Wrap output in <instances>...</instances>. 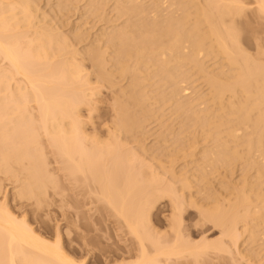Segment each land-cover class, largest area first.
<instances>
[{
  "label": "bare ground",
  "instance_id": "1",
  "mask_svg": "<svg viewBox=\"0 0 264 264\" xmlns=\"http://www.w3.org/2000/svg\"><path fill=\"white\" fill-rule=\"evenodd\" d=\"M24 1L25 0H22V2H21V0H20V2H19V0H17V1H15V0L14 1L13 0H0V172L1 173L6 172L5 175H9L10 173H7V172H9V171L11 172L13 170V173H14L15 171L18 170V168L16 166H19L20 170L18 172L20 173V171H21V173L24 172V174H25L23 176L22 175L23 173L22 174L20 173V175L23 177V179L26 176L24 181L21 180L22 177L19 178L20 181H22L21 183L25 182V185L24 184H22V185H24L25 188H26L25 189L24 186L23 187L21 186V189L22 188L23 189L19 190V192L20 191L21 192L20 193L18 192V194H16L19 197V198L16 197L17 199H19V201H18L19 207L15 208V207H11L10 206L11 207L10 208V207L7 206V204H5V203L1 204L0 203V264H89L91 262V259L96 256V255L93 254V251H92L94 249L88 247L89 241L87 240V241L83 242V239L85 237L84 238L82 237L83 238L82 239L83 243L80 242V245H81L80 247L79 246L77 247L75 244L73 245L74 247H72V246L70 247V245L67 246V244L65 243V240L62 239V235H61V231L60 230H58L56 232V238L52 239V235L53 234L50 233L47 230L48 228L47 229L46 228L41 229V228L38 227V229H36L35 227H32L31 224H29V222L27 220L28 218H26L27 214H23L22 217H20L21 215L19 214L20 215L19 216L16 213V212H19V211L21 212L22 209H24V211L27 210L28 207L25 209L26 206L21 201V200H23L25 195L27 196L28 193H30V194L33 193V195H31V196L35 195V196H37L38 199H40V197H38V196L42 195V193L44 194V192L47 189L45 186H48V183L44 182L46 180V178H44V177H47L45 175L47 171L44 172L45 171L44 169H45L46 166L43 167V163H41L42 162L41 161V159H42V157H41L42 153L41 152H43L42 150H44V149H42V147L45 146V149H46L47 148L46 147L47 143L53 149L52 150L51 147H50V149H51L50 151H53L55 153V154L54 153L53 154L57 155L55 158H58V160L62 164H60L59 161H58V163L61 166L63 165L62 167L64 168V171L67 172V174L72 178V181L74 183L78 182L81 179H83L84 183L88 182L87 180L88 179L90 180V177L95 182L98 183L99 186L96 185V189L98 190L97 187H99V190L97 191L94 188L96 190V191H94L95 195L96 196H97V194L99 195L98 196V200L102 199L101 200L102 202L104 200V204L105 205H106V202H107L108 205H106V206H109V209L112 208L114 210V211L110 210V212H112L113 214L116 213L119 216V218L121 216L120 219L121 220L124 219L126 224L124 222L123 223L126 225V227H128V230L133 234V236L135 235V240L137 238L136 242H138V244H139V246H138L139 249L137 250V248H136V251H139L138 252L139 255L138 254L136 255V253H135V256L137 258H135L133 260L130 259L129 261H127L128 258L125 257L126 260L124 258V262L121 261V262H119V264H182L183 263L182 260H184V258H185L184 261H185V264H186V263H189V261H186V259H188L189 256H193L194 257V258H189L190 262L193 259H197L198 260L197 263L194 262V264L195 263L198 264L200 256L202 257V255L203 256H204V254L206 255V253H208L209 250H210L209 251L210 253H212V251H213V254L215 255L214 258H217V257L219 258V256L222 253H224V252L225 253H224L223 257L225 258L227 256L225 254L228 253V255L229 254L233 255L234 251L237 252L236 249H240L241 250L240 246L242 244L239 245V246L237 244L240 241L242 243V240H240V238H242V236H244L246 229L248 231L250 229V231H251V230L255 229V226H257V229H259L260 228L259 226L264 224V196H263L264 195V192H263L264 191V184L262 183V182H264V166L262 167L263 164L260 163V165L262 164L260 166L259 162H256L257 163L256 164L255 161L254 162L252 161L254 164L251 163V166L252 165H255V166L259 165L260 168H261V169L258 168L259 166L256 167V168H258L260 170L257 169L258 172L256 170V172H257L256 174L258 175V178L255 175L257 179H255V178L254 179H255V182H258L256 184H259V186H260V183H261V184H263V187L260 188L262 185L259 187L257 185L255 186V184L253 185V183L251 185L252 189H253L254 186L257 188V190H255L256 188L254 189L255 193L253 191V195L255 194V196H257L258 198L255 197V196L252 197V195H251L252 194L251 193L252 190H250V192H249V189H251V188H249V186H248L249 189H247V188L242 189L241 188V187H243V185H244V187H246L247 185L251 184L252 181H250V179L247 176V178L249 179L250 182H249V184L247 183V185L245 186V182L246 181L244 180V178L248 174H244L245 177L242 179V180H244V183L240 182V183H243V185L242 184H239V185L237 184V186H236V187L241 186L240 187L241 189L238 188L239 189V191H238V189L236 188L237 190L234 191V192H237V191L239 192L238 193L239 195H237V193H234L235 196H236L235 199H236L237 202L235 201L236 203H234V202L231 201L233 204H231L229 206H228V204L225 203L227 205L226 207H230L231 206L229 209L223 207V206H225L224 204H223V206L221 208V205L217 204V202H220V199H219V201L215 202L214 200H216L217 196L215 197L213 194L212 195L215 197V199H213V201L215 203L212 201L213 196H211V192H210L211 189L209 190L210 196L209 195L205 196L203 194L204 197H207V196L209 198L212 197V198H210L212 202L207 200V203L208 202L212 203V205L216 204V205L212 206L215 209L212 208L213 210H211V208L208 207L210 204H206L205 203L206 206L208 205L207 207L210 210L209 213L211 212L212 214L213 213L214 214L213 215H210V214L209 215L208 214L205 215L204 214V215L206 216V218L209 217V219L211 221L213 220L212 222L215 223L214 224L215 226L217 225L218 228L220 227L219 229H220L222 234H221V238H219V241H217V239L213 240L214 242L212 240H210V241L207 240L206 241V238H205L204 242L201 241L202 243L200 242V244L197 242L199 244V246L198 245L196 246V244H197L196 242L193 244L192 242H188L187 240H184L182 238V234L180 233L181 232L180 231V227H181V221H182V219L180 220V217H182V216L181 215L178 216L177 214H175V212H176L175 210H176V208H178L179 205L175 206L174 205L175 203H173L175 201L174 198H177L176 200H179V199H181V196H183V195L182 194H178V192H176L179 188L176 186L178 189L177 188H176L177 190L175 189V184L176 183H174L173 180H172V182H169V183H171L170 185H168L169 183L166 184V181H165V184H164L165 187L161 186V185H163L162 181H164L165 179L164 180L160 179L161 178L160 176H163V175H162V172L160 173L161 170H159L157 168V167H159L157 165L161 162V161H159V159L160 160H162V159L161 158L158 159L156 157L158 159L157 160L154 157L155 160H157V162H158V164L156 165V168H155L154 165L156 163L153 166L150 165L151 163H149L148 166H147V165H145L147 160L145 162V159H143V157H142V155L140 153H138L139 157H138L137 154H134V150L136 151L135 153H137V151H139V149H137V150L133 149L132 150V149L126 147L127 150L133 151V154H129L128 151L126 153L125 151H123L121 149L122 148L121 146H124L123 144H125L124 143L125 137L124 136L123 137H119V136L122 135V134L126 136V134L122 133V132H128L131 129L130 131H132V132H128V134L129 133H130V135H131V133L133 134L134 126L137 124L136 125L137 128L142 127V122L146 121L147 116H148V115L146 116V114H149V112L151 113L154 110L153 108H152L153 110L150 109L151 107L148 106L149 110H151V111L148 112L147 111L148 108H147V106H145L146 102L143 105V101L142 100H144L145 98L147 100V95H149V94L145 93L146 96L143 98V96L145 94H143V95H141V94L143 92H146V91L143 90L140 87L141 83L137 82V84L140 85V86H136V89H135L134 88L135 85H132L135 90L134 89L133 90L130 89V88H132V86H131L129 88V90H127V94H126L127 96L125 95L127 97V99H126V97H125L126 100L123 99V101L125 100L127 102L128 98H129V95L131 94L130 96H132V94L134 92L136 95L135 96L133 95L132 98L129 99L130 101L133 99L134 102L133 101H131V102L128 101L129 103H127V104H130V103L133 102L134 104H136V106H135L136 108H138L139 105H141V106L143 105L142 107H143L144 111L141 108V112H148V113H145V114L141 113L139 111L140 108L138 109L139 112L137 111L138 113H134L137 110L134 107V104H132V107L130 106L131 104L129 105L130 108H131L130 109L128 107V105L125 102H122L121 100H120V102L116 100L117 102L115 101L116 103L115 104L113 103L114 106H115V110H116V111H114L115 112L114 113L115 119H113V120H115V122H114V126L112 125L113 127H111V130L109 129L110 130L109 132L110 133L112 132V134L109 133L112 137L111 138L109 137L107 139L108 140L107 142H104L103 139H101L103 141H101L100 139L98 140V136H96V135H94L95 136L94 137L90 133L87 134V132L84 130V127L82 125L83 120H82V117H81V107L84 104H87V103L92 101V99H91L92 92L91 93L88 92L89 90L92 91V89H93V88H91V86H89L90 80H88L87 77L83 75L82 69L78 66V64H76L75 61H74L75 62L74 63V62H72L70 60L71 57H69V55L64 56L65 54L62 52L63 50L61 49L62 45L64 44V41L62 40L63 43L61 41V37L62 36L59 35L60 36V41L62 43L61 48H60V44H61L60 41H59V47H57L58 46V45H56L57 41L55 40V36L58 35V34L53 32V35L56 34L55 36H53L51 34L52 30H51V32H49V30H48L49 33L46 32L47 30L44 32L43 30L46 28V26L44 28V25L42 27V31L41 32L37 28H35V29L33 28L35 26L38 27L40 25L37 26V24H35V26H34L33 25L34 23L32 24V22L34 20V19H32V17H36L34 14L32 15L31 14L32 12L30 11V10H32L31 7L33 8L32 3H30L29 0L28 1L26 0L28 2L27 3L25 1L27 3L26 4V3H24ZM93 1L94 0H92L91 3ZM154 1H155V3H153V5L155 7H159L160 4L158 6H156V4L159 1H161V3H163V0H159L158 2L156 0H154ZM178 1L179 2H183L184 1V3H185V0H183V1L182 0L181 1L178 0ZM188 1L189 2L188 3L186 2V5L187 4L191 5L190 4V3H192L191 1L194 2V0H191V1L188 0ZM199 1H200V3H199ZM205 1H207L206 3H208V0H205ZM209 1L213 2V4H214V2H216V4H214V5H218V6H216L217 9H215L216 7L214 5L212 6V7H215L214 8L215 12L217 10V13H219L218 15L215 12H213L214 10H212L211 12H212V14L213 13H215V14L211 15V13H209V11H208V8H207L206 4H205L206 7H203V5H204L203 1H202L203 5H201L202 4L201 0H198L196 2V4L199 3L201 6H197L196 4L194 5V8H196V6L199 7L198 9L202 8V10L197 12L198 17L195 16V14H196L195 12H189L190 14L188 13V10L190 11L189 8H186L188 5L185 7V4H180L179 3V5H182V6L185 7L184 8V7L180 6V7H182V9L184 8L183 11L185 10V12H186V10H187V13L179 15V16H183L182 19L184 20V22H183V20L179 19L180 21H182L181 24L183 25V28L186 27L187 25H189V26L191 24L194 25L195 24V20L197 21L194 26L192 25V26H190V28H186V29H188L187 31H186V29H184L186 31L187 35H186V33H185V31L183 29H181L182 31L181 30H178V31L176 30V29H180L181 28L180 26H178V23H180V22H177V24H176L179 28L175 29L176 25H174V24L178 20V19H175V18H177V17L179 18L178 15H176V17H174L173 20H172V18H173L172 16H175L174 13L166 15V17L168 15L171 17V18L168 17L169 20L167 19L168 22L169 21L171 22V23L169 22L171 25L170 24L166 25V22H163L164 19L161 21L162 17L160 18L157 15L155 16L157 18V22L156 23H158L160 21L159 25L161 23V26H163L164 28H165V26H166V28L169 27L168 28L169 30L166 29V28H165L166 30H163L164 28L162 27L163 29H161V30H162V32L165 31L164 34L161 32V30H158L157 32H161L159 35H161L163 37H164V35H166L169 38V37H171V35L169 33H171V32L173 33L172 34V36L174 35L172 37L173 39L172 38L168 39L169 41L171 39L173 40L172 44H171V42L168 43L171 46H169V45L166 46V41H168L167 39H165L166 36L164 37V40H163V37L161 38V36H160V38L162 39V40H160L157 37V35H156L157 32H154L155 35L153 34V30L156 31L155 28H157L159 26V25L157 26L156 23L154 22V21H156V19L154 21H152V22L155 23V25L157 27L154 24H153V26L150 23L147 24V19L148 18L146 19V17H144L143 13H142L143 16L141 14H139V15H141V21L139 20V22H142V18H143V20L145 19L144 20L145 24L149 28L151 26L154 27V28H152V27H151V29H149L148 27L146 28V26L143 24L144 25L143 27H145L144 30L147 29L144 32V34L145 33H147V34L146 35L143 34L142 36H140V34L142 32L141 29H143L142 24H140L141 25L140 28H138L139 25L136 26L138 28V29L136 28L137 30H135L136 33H135V31H132L135 34H133V33L128 31V29H127L129 27V25H128V27L126 26L127 28H125V30L127 29L126 30L127 31L126 32V36L128 34V36L130 38H127V40L128 41L134 40L137 43L136 40H138L140 37L142 39V37L144 36L143 38H145L144 40H146V42L151 41V42H149L150 44L147 43V45L148 44L151 45L155 41L150 40L149 36L147 37V35L150 34V36H151L153 34L151 39L156 40L158 38L161 41V42L159 41L160 44H162L164 42L163 44L166 46V48L167 49L169 48V50L171 51L170 53L174 54V58H173V60H171L173 55L170 54L169 59H167V60H170V61H167L166 59H164L166 57L168 58V56H166L167 53H168V50L165 47H162L163 44L159 46V44H157L158 43V39H157L156 40L157 43H155L157 49L155 48L154 51L156 53H157V51H160L158 53L164 52L163 56H165V57L159 59L162 55L158 57L159 54L158 55L156 54L157 55L156 58H158L159 62H161V61L163 62L164 60L167 61V62H165V61L163 62L165 64V66L163 65V63L161 64V63L158 62L159 65H163L165 68L164 67L162 68V67L158 66V63H157V66L159 68L155 66L156 68H154V70L155 71L157 70L156 72L158 74L161 69H163V70L165 69V71H166V69H167V71H168V69H170V71H168L170 73H168L167 71H166V73L161 71L162 72L161 74H164V75L165 74H167V75L169 74L170 78L167 76V79L169 78L170 80L174 76L176 77L177 73H175L176 75L173 74V73L175 71L177 72L181 68L180 65L181 66L183 65V67L185 66L184 64H186V63H183V61L187 62L189 60H192V61L193 60L194 61L201 60V59H199L200 57L197 59V56H199L200 54L205 53V51H207L206 45L209 46V47L211 46L210 48H212L215 45L214 47L218 48V49L215 48V49H217V51L215 53H217L218 51H221L222 53L219 52V55L220 54H225L224 56L225 57L227 56L229 60L227 58H225L223 55H222V57H224L226 59V61H231L230 67L231 66L233 67L235 65H236L235 67H237L238 66L237 64H239V67H237L239 69L235 68L237 70V74H238L237 77L234 75L236 77V79H235L234 76H232V73L230 75V76L233 77V78H231V77L230 78L233 79V80L235 79V81H233V80L229 81L230 78H228V76H227V78L224 81V85H223L222 81H221L222 83L219 81V80H221V78H220L221 75L216 73L215 76H214V73H212L213 75H211V73H210L211 77L213 78L212 79L213 82H212L210 80L211 77L208 75L209 72L205 73L203 71L206 74V76H205V74L203 72H202V74L204 75V77H207V75H208V78H209L208 84H209V82H212L210 84H212L215 87V89H214L212 87V85H211V89H214L215 92H218V95L220 93L218 103H220L221 105L218 104L217 102L216 103H217V106H219V107L222 106V107H220V109L222 110V113H223V114L220 113V115L222 116L221 118L224 117L225 118V120L223 119L224 121H227V120L229 121L231 118L227 119V117H228L227 115L231 114V115H233V119H234V120H231L232 121L231 123H234V122L236 123L237 122V124H238V125L234 124V125L238 126V127L235 126L236 130H233V128H232L233 125L232 126L230 125L231 128H232L230 130V126L228 125L230 132L228 130H226V128H223L229 134H227L226 131L222 129L225 132V134L227 135V138L230 139V136H231V138L233 140L235 139L236 141L235 140L234 141H235V145L237 147H238V143H237L238 141H239V146H241V144L244 143L245 144V149L247 150V152H251L250 150H252L253 147H255V143H254L255 139H252V136H250L251 138L248 136L250 138V142H246V140H245L246 143L243 142V141H241L242 142L241 143L240 142L241 138L239 137L238 133H236V132L240 131V128H241L239 126V125H241L240 122H243L242 125H245L246 120L249 118L250 122H256L255 124L253 123V125H255L253 127L256 128L255 129L256 131L259 130V129H257L258 128L257 126H259V127L261 126L262 127V129H263V130H261L262 133L258 132V133H260V135L259 134H257V135L255 134V135H256V137L258 135H259L258 137H260V138L257 137L259 139V140L258 139L256 140L257 145H259V144L261 145L262 142H263L262 140H263V137H264V132H263L264 131V127L262 125H264V108H263L264 107V65L262 66L260 64V62L258 63V61L256 60V62L255 61H254V63L252 62L251 66H250V64L247 66L246 64H248V63L246 62L245 59L247 57H248L247 61H249L250 59L251 60H253V59H252V57L250 58L249 55L246 52L245 53L248 56L245 55L244 52L241 53V51H243V49L240 47V44L239 45L237 44V42H238L237 39L240 40V38H238L237 36L239 35V37H240V34H238L237 31L235 32V29H237V27L235 28L236 25H233L234 27L232 26L231 28H226V27H228V25L230 23L229 20L232 19L231 17H233V18L234 17L236 18L237 16L239 17L240 14L243 12V10H244L243 13L246 12L247 8H246V6H244L243 2L240 1V0H209ZM130 2H131V0H130ZM133 2H135V1L132 0L131 3L133 4ZM174 2H175V0H173V3ZM29 3L31 4V7H30ZM176 3L178 4V2H175V4ZM132 4H130V5H132ZM137 4H139V3L137 2ZM257 4L258 5L256 6V9H257L256 11L260 14V16L264 17V0H258ZM127 5L130 7L129 3ZM134 5H136V2L134 3ZM135 7H136L135 9H137V7H138L139 11L140 10L142 11V9H143V8L141 9L140 5H137ZM188 7H190V6H188ZM128 9L129 8L127 7V11H128ZM198 9H197V11H198ZM130 10H131V8H130ZM191 11H192V9H191ZM34 12H35V10H34ZM188 14L190 16L189 18H188ZM227 15H228V17H227ZM229 15H231L230 18H229ZM192 16H195L194 17L195 20L192 19L193 18ZM224 16H226V18H229V20L226 21L225 20L226 18H223ZM149 17L151 18V16H149ZM150 18L148 19V22H151ZM153 18L154 17H152V19ZM222 18H223L224 21L222 20ZM31 19H32V22H31ZM139 19H140V17H139ZM158 19H160V20H158ZM189 19H190V21H192L191 24L189 22ZM233 20H231L232 21L230 23L231 25L233 23ZM172 21H174L173 24H172ZM185 21H187V22H185ZM202 22L205 23V24H203V26L206 25L207 28L205 26H204V28L207 29V30H205L203 28ZM185 23L187 24L186 26L184 25ZM162 24H164V25H162ZM134 25H135V23H134ZM223 25L224 26L226 25V26L224 27ZM27 26L29 28L30 27L33 28L34 36L30 37L31 36V34H30L31 30H30V33H28L29 32L28 30H24V29H29ZM130 26H131V28L129 27V30H134L135 29V26H133V25H130ZM170 26H171V28H170ZM221 27L223 29L225 28L226 31L224 32ZM22 28H24V29L22 30ZM32 28H30V29H32ZM159 28H157V29H159ZM48 29H50V27ZM139 30L141 31L139 33L140 37L136 35ZM149 30H151L152 32L150 31V33H148ZM167 30L169 31V33H168ZM123 31H124V29H123ZM115 32L116 31H114V33ZM117 33H118V31H117ZM129 33L132 36L136 35L137 37L136 36H133V37L138 38V39L135 40V38H131L132 36H130ZM28 34H30V36ZM183 35H185L186 37L188 36V37L186 38ZM59 36H57V39H59ZM114 36H115V34H114ZM126 36H124V37H126ZM115 38H117V36H115ZM146 38H148V39H146ZM208 38L211 39V41H213L212 43H214V44H212L210 41H209V45L206 44V40ZM62 39H63V37H62ZM64 40L66 41L67 39H64ZM125 40H126V38H124V41L122 42L123 45H124V42H127ZM144 40H142L143 41L142 44L144 43L143 45H146ZM208 40H207V43H208ZM114 41H115V39L113 38L112 42L114 43ZM134 41H133L134 45L132 43L130 45H131V48L134 51H136V47L140 46V44L139 43L135 44ZM66 42H69V41L67 40ZM185 42L188 43V45H189L188 47L190 48L189 50H191V51L187 50L188 47L187 48L184 47L183 43H185ZM239 43H240V41H239ZM70 45L71 44H69V46L64 45L63 48H64V52L66 54L71 52V55H72V52H74L75 49L72 48L73 51H71L70 47H72V46H70ZM115 45H116V43H115ZM126 45L128 46V43ZM130 45L128 47H130ZM135 45H137V46L135 47ZM147 45H146V47L143 46V48L145 47L147 49V47H148ZM152 45H151V48H152ZM65 46L67 47V50H69V48H70V50L69 51H65V48H66ZM133 46H134V48H133ZM238 46H239V48H238ZM112 47H114V45H112ZM125 47L126 46H124V48ZM182 47H184V49H186L185 51H188V52H185ZM137 48H139V47H137ZM141 48L142 47L140 46V49ZM126 49H129V48H125V50L123 49L125 54H123L124 52L121 53V54L124 55L122 57L124 59H125V56L128 57V59H129V56L131 54H133L132 58H135V59H136L135 55L137 56V54H139L138 56H140V54L143 56V54H142L143 49H141V50L137 49L138 52H134L135 55H134V53H130L131 50L129 51V50H126ZM163 49H166L167 51H165V50L163 51ZM149 50H150V48H149ZM179 50L180 51L183 50L187 55H184L185 53L183 51L180 52V53H183V55L178 54ZM150 51L152 52V50H150ZM212 51H214V49H212L210 52H212ZM144 52H145V50H144ZM147 52L144 53V55L146 54V56L149 55V57L151 56L152 58H155L152 55L153 53L150 55ZM237 52H238V54H240V53H241V55L243 54V56L246 57V58L242 59V56L238 55ZM212 53L214 54V52H212ZM234 53L237 54V58L235 57ZM142 56H140V58ZM238 56H239V58H238ZM216 57H218V55ZM220 57H221V55H220ZM113 58L114 57H112V59ZM140 58H139V61L136 60L138 62V64L136 63L137 65L135 64L136 65V66L134 65L135 67L140 66V65L142 66V64L145 62V61L144 62L142 61L143 63H141L140 60H142L144 57L141 58V59ZM192 58H194V59H192ZM201 58H202V56H201ZM240 58L243 60V62L245 61L244 64H243V62H242V60ZM124 59H122V60H124ZM236 59L237 60L240 59L241 62H242L241 64L244 65V67L245 66L246 67L245 68L242 67V65L239 63L240 61L239 60L237 61ZM202 60H203V58H202ZM97 61H100L99 62L100 63L99 64L100 68H102L104 70L103 72L106 73L105 77L104 76L103 77L104 78H108V79L112 78L113 76L111 77L112 74H110L112 72H110V71H109L110 73L106 72V68L105 67H107L106 66L107 64L106 65L103 64L102 56H98ZM127 61L128 60H126V61L124 60L123 61V62H126V67L127 68L125 67V64L123 62H122V64L120 63L122 65L120 68L121 69L124 68L122 71L126 70L125 74H127L129 72L128 69L130 68V67L128 68V66H127ZM173 61L178 62V63H180L182 61V63L179 66H178V63H177V65L173 64L172 67H173V69L176 68V70L173 71V69H172V71H173V73H172L171 72V65H172V63H174ZM250 61H249V63H251ZM118 62H119V60H118ZM139 62H140V64H139ZM201 62L204 64L203 61H201ZM201 62H198L199 66L201 65ZM78 63H79V61H78ZM193 63H195V62H193ZM255 63H258L259 65L255 64ZM190 64H191V62H190ZM228 64H230V62H228ZM253 64H254V67H256V68L253 67ZM193 65H195V64H193ZM174 66H176V67H174ZM257 66H259V67H257ZM134 68L131 67L130 69L134 70ZM140 68L141 67H139L138 69L136 68L137 70H134L133 74L137 75V72L141 73ZM199 68H200V70L197 68V71H201V69L202 70H204V69L206 70L207 67L205 66V68H204V67L201 66ZM233 68H231V69L234 72L233 74H235L236 71H234L235 69H233ZM111 69H113V68H110V69L108 68V70H111ZM121 69H120V71H121ZM262 69H263V71H262ZM131 70H130V72H132ZM183 70L178 71V75H177L176 79L180 77L181 73L187 71L186 69H185V71H183ZM121 72H120V75L121 74L125 75V74H123L124 72L123 73H121ZM206 72H207V70H206ZM161 74H159V76H162ZM102 75H104V74H102ZM183 75H184V73L181 74V76H183ZM187 75L184 76L186 78V80H181L182 77L180 78V81H181L180 83L183 84V83H185V81L187 82V77H186ZM216 75H219L220 77H218ZM134 77H135V75H133V79H137L136 78L137 76L135 78ZM163 77H165V80H164L165 83H166V81H169V83L172 82L171 83L172 84L171 90H172L173 86H174V81H172V80L170 81L169 79L167 80L166 79V75L163 76ZM163 77H161V80L163 79ZM175 77H174L173 80H176ZM184 77L182 79H184ZM100 78H102V76ZM206 79L207 78H205V80ZM11 80L12 81L14 80L15 83H16V81H18L17 83L20 82L19 83L20 85L18 84V87L15 85L16 88H14V87L12 88L11 87ZM177 80L179 81V79H177ZM101 81L103 82L105 80L102 79ZM228 82L229 83L231 82V85ZM21 83H23L24 85L21 86ZM135 83L133 82L131 84H135ZM175 83H177V81ZM232 83H233V85L235 83V87L232 85ZM177 85L181 86L179 83L176 84V86ZM13 86H14V84H13ZM176 86H174V90L177 91V92L175 93L173 91V93L172 92L169 93V94H174L173 96H171L172 98L177 93L179 94L178 91L181 90L180 88L182 87L181 86L180 88H178V90H176ZM255 86L258 87V92L257 93H259V96H257V100L254 99L256 97V95L255 96L253 95L254 98L253 97L251 98V96H249L252 93L251 91H252V89H254ZM137 87H139V88H137ZM237 87L238 88L243 87V94H245L244 97L247 96L250 99H253V101H252V102H254V104L252 103L253 106L251 104V107L253 108V110L256 111V108H258V107L261 108L263 106L262 107L263 110L261 109L262 111L261 110L259 111L261 113H260V115H257L258 117L255 119V121L253 120L255 118L254 116L256 115L255 111L253 112L255 115L251 116L250 114L252 113L253 110L252 109H248L249 107H247V106L249 104L248 105L246 104V102H248V103L251 102V101H249L250 100L249 98L248 99H247V97H246V99L245 98H241L244 103L243 102L241 103L239 101L240 98L238 99V101H236L237 100L236 96L238 95V94L236 95V93L234 94V96H232V97H235L234 100L236 99L235 100L236 102H234V100H231L233 98L230 96V94H229L230 97L228 96V98H227V99L231 100V101L228 100L229 103L224 98V97H226V96H224L226 94V93L224 94L225 90H226L225 92H227V93L229 92L228 90H230L229 93H231V91L235 92L236 91L235 88H237ZM251 87H252V89H250ZM137 89H139V90L141 89L142 90V91H139L140 94L136 93V92H138ZM186 89L188 90V88H185L184 90H186ZM214 90L213 91L211 90V92H214ZM241 90H242V88L239 89L237 92H242ZM245 90L247 92H251V93H247ZM128 91H130V93ZM220 91H223V94H221ZM256 91H257V89H256ZM254 92H253V94H254ZM233 93H232V95H233ZM124 94H125V92H124ZM124 94L122 93V94H119V95H121V97L123 95V97H124ZM137 94H138V96H137ZM158 94L160 95V97L162 96L163 98L161 97L162 98L161 99V98H159L158 95L155 94L156 96H158V98L155 97V99H154V97H153L154 101H157L156 99H158V100L161 99V101L163 99L165 100V98H164L165 95L163 96L162 93H160V92ZM119 95H117V97H115V98L116 99H120L121 97H119ZM213 95L214 94H212L211 99L214 98ZM94 96H96V95H94ZM140 96H142V98H140ZM199 96L197 97V99L199 98ZM215 97H218V96H215ZM148 98H149V96H148ZM202 98H203V96H202ZM202 98L200 97V99H202ZM174 99H176V98L174 97ZM194 99L196 100L195 97H194ZM200 99H198V100L201 101ZM204 99L208 100V97L205 96ZM204 99H202V102H204ZM146 100H144V101H146ZM179 100H180V98H179ZM179 100L176 99L177 102ZM245 100H246V102H245ZM32 102L35 103L34 106H32L30 104ZM157 102L160 104L159 101H157ZM181 102H183V101H181ZM181 102H180V104H181ZM184 102H186V101H184ZM184 102L182 103V105H187V103L184 104ZM237 102H239V104ZM117 103L119 104L118 107H117ZM193 104H191V105H193ZM227 104H229L228 105L229 109L227 107ZM144 106L147 108L146 111H145ZM214 106H215L214 104L210 105V109L212 107L214 108ZM255 106H256V108H255ZM116 107H117V109H116ZM181 107L182 106H180L179 108L181 109ZM219 107H216V108L219 109ZM132 108H133V110H132ZM182 108H184V107H182ZM191 108H192L193 112H196L195 115H192L193 113L191 111ZM194 108L195 107H190L189 106L186 111L188 112V109H189L191 114H190V112L187 113V114L191 115V116H196V120H197V116L200 117L199 115H202L203 116L202 117L203 120H200L201 117L198 118V120H200L202 122L204 121L203 124H201V125H203V127L205 126L207 128L205 120H204V117L205 116L207 117V115H209V114H211V118L207 119L208 117L207 118L205 117L206 122L208 123L207 124L208 128H209V125L211 126L213 124V122L211 123V119H212V121H217V122L221 121L220 117H217V115L215 116V114L218 113L217 111H215L216 108H215V110L213 112V113L216 112L215 114H213L215 118L217 117L216 120H215V118H213V115H212V111L213 110L212 109L210 111L211 113H209L210 109L208 110L207 107H204L203 109L201 108L202 112H201V109H199L200 111H198L196 108H195V111H194ZM259 108H258V110H259ZM31 109L32 110L35 109L36 110V114H34ZM92 110H93V107H92ZM258 110H257L256 113L259 114ZM249 111H251L250 114H248ZM139 113H141V114H139ZM202 113H204L205 115H203ZM136 114H137V116L141 115V117L142 118L144 117V119L140 120L139 119L140 116L137 118ZM143 114H144V116H143ZM153 114H155V112ZM191 116H189L190 119H192ZM249 116L252 117L251 118L252 120L250 119ZM229 117H231V116H229ZM218 118H220V119H218ZM236 119H238V121ZM192 120H195V119H192ZM218 120H220V121H218ZM195 121H194L195 125L193 124V126H191V125L189 126V127H191L190 130H192V127H193L192 131H194V127L197 124L199 126V123H196ZM209 121H210V123H209ZM221 123H219V124H221ZM231 123H226L225 122L226 125L227 124H231ZM219 124H215L214 123L212 125V127L213 126L217 127V125L220 126ZM139 125H141V126H139ZM221 125H224V124L222 123ZM226 125H225V127H228ZM199 127H201V126H199ZM196 128H195V130H196ZM206 128L203 129L204 131L202 133H207V134H204L205 135L204 137L205 138L207 137L206 139H208L211 136V135H209V133L210 134L212 133V131L210 129L213 130V129H216V128H214V127L211 128L210 127L209 130L211 132H209V131L205 132ZM208 128H207V130H208ZM217 128L219 129L221 127H217ZM237 128H239V130ZM187 130H185V131H187ZM254 131H252V132H254ZM187 132L189 134H192V135H193V133L195 134V132L191 133V131L189 132V130ZM214 132L217 133L216 131H214ZM252 134L253 133H250V135H252ZM89 135H91V136H89ZM206 135H208V136H206ZM237 135H238V137L240 139L237 137ZM247 135L245 136V139H246ZM113 136H114V138H117V139H114ZM89 137H90V140H89ZM216 137H218V138L222 137L223 138V136H221V137L216 136ZM41 138H42V140H43V138H45V140L47 142L46 143L43 140L45 142V145L43 144V146H42V144L40 145L41 142L44 143L43 141H41ZM94 138L96 140H94ZM123 138H124V140H122ZM196 138H194V139L196 140ZM198 138H200V137H198ZM218 138H216L217 142L219 140ZM109 139H111V141H113L112 139H114V142L112 143ZM192 139H189V140H191L189 143L190 144H196L195 145L196 147L195 146L193 147V145H190L188 142L185 144L186 146L184 145V147H187V150H188L189 147L187 146V144H189L190 147H191L190 151H192L191 149H193L192 152H194L195 151L194 149L197 150V146H198L197 144H198V142L201 139L197 140L198 141V142L196 141L197 143L196 142L195 143H191L194 140V139L193 140ZM229 139L223 140V142L225 141L224 145L221 143L222 139L219 140V141H221L220 142L221 144L219 143L220 144L219 145L217 143V148L221 147L220 150L219 149L214 150L216 147H209V148H212V150H214L213 151L214 153L218 152L215 155L216 157L218 156V158L213 156V152H210L211 149H206L205 151H207V152L209 151L211 153V154L210 153L209 154L212 155V158L209 157L210 156L209 154H208L209 156L206 153H204V155L206 154L207 156L203 155L205 158L208 157V158H206V159H209V160H207V161H209L208 163H207V161H206V159L204 157L203 158L205 160L202 157H200V159H202V160H200V162L202 163L203 166L209 164V165H207L205 167L206 169H207V167L209 168V166H212V164L215 165V166H212L213 167L212 169H210L211 168L210 167L209 168L210 170L208 169V171H211V170L213 171L214 167H216L219 162H221V164L220 163L219 164H220V166L222 165V167H223V165L229 164L231 161L234 162L235 160L233 161L232 160L233 158L236 159V162H234L235 164H237V160H240V159H241L240 161L242 162V158H244V157H242V155H240V152L238 154L237 151H240V150H237V148H235V149H232V147L230 148V146H234V145H231L230 143H227L229 141ZM243 139H244V137L241 140H243ZM97 140H98V142L95 143ZM116 140H119V141L121 140V143H122V141H123V143L121 144V143H119V141H116ZM247 140H249V139H247ZM87 141H90L92 143L94 141L95 144L93 143L94 144L93 145L92 143L88 142V143H90L92 145V146H90L87 143ZM263 144H262L263 149L261 148L262 147L261 146L260 148L262 150L260 149L261 150L260 151L257 148V151L259 150V152H262L264 154V145ZM38 145H40L41 147H39ZM125 145H127V144H125ZM246 145H248V146H246ZM257 145H256V147H257ZM140 147L142 149H144L141 145H140ZM177 147L179 148V151H181L180 149H182L183 146L182 147L181 146L180 147L176 146V148ZM184 147H183L184 150H182V151H184L185 153L182 152V156L184 154L188 153L186 148H184ZM206 147H208V146H206ZM246 147L248 149H250V150H248ZM146 149H144L142 151H146ZM231 149L234 150V151H232ZM254 149H256V148H254ZM254 149H253V151H254ZM200 150H199V152H200ZM39 151H41V152H39ZM202 151H204V150L202 149ZM199 152H197V153L199 154ZM175 153L177 154V156L175 155ZM175 153H173L174 155L171 154V157L176 156V158H177L178 157V153H179V155H181L180 154L181 152H178V151L176 152L175 151ZM262 153H260V154H262ZM190 154H192V153H189V154H187V156H185V155L184 156L187 158V157H189ZM198 154H196V155H198ZM136 156L138 157V159L140 157H142V160L144 161V165L145 166L142 164L143 161H138L137 158H136V160H137L136 162L138 163V166L139 167H142V165L144 166V168L143 167L142 168L138 167L139 169H142V170H139L137 168V166L135 168V166L133 164L134 161H135V157ZM182 156H180V157H182ZM201 156H202V153H201ZM180 157H178V158H180ZM190 157L192 158L193 156H190ZM213 157L218 159V162H215L217 160H215ZM237 157H239L240 159H237ZM263 157H264V155H263ZM173 158H175V157H173ZM184 158L182 157V159H184ZM169 159H172V158H169ZM193 159L196 161V158L193 157ZM174 160L176 161L177 159H174ZM174 160L172 159V162ZM187 160L189 161V159H187ZM197 160H198L199 166H201L200 165L201 163L199 162V158ZM169 161H171V160H169ZM175 161L173 162V164L175 163ZM140 162H142V163H140ZM222 162H224V163L222 164ZM247 162H248V160H247ZM247 162H245V163H247ZM249 162H250V160H249ZM45 163H44V165H45ZM137 163H135V165ZM190 163L189 164L186 163L187 166H185L187 169L189 168L190 171H191V169L194 170V168H196L197 165H198V164H194V166L196 165L195 167H190L189 166ZM196 163H197V161H196ZM203 163H205V164H203ZM215 163H217V164H215ZM245 163H243V164L245 165ZM247 164H249L248 166H250V163H247ZM20 165L22 167H20ZM233 165L234 164H230L228 166L232 167ZM244 165H242V166H244ZM203 166H202L203 170H200L201 167H200V169L198 167V170H199L198 173H200V175L202 174V171L205 170ZM228 166L227 167L225 166V168L226 169L227 168L228 169L231 168V167H228ZM234 166H236V165H234ZM62 167H60V168H62ZM185 167H184V169H185ZM233 167L231 168V170L234 169ZM14 168H16L17 170L14 169ZM63 168L61 169L62 171H63ZM120 168L121 169L125 168V172L123 170H122V172H120V173H122L123 178L122 177L120 178L121 183L119 184L118 183L119 180H118L117 172H118V170ZM245 168H243V169H245ZM144 169H145V171L147 170L148 172L151 169V171H150L151 174H148V175H154V176H150L149 177L147 175V172L145 174L148 177L142 176V175H144V172H143ZM247 169L248 168L245 169V173H246ZM152 170H153V173H152ZM170 170L173 171L174 169H170ZM175 170H176V168H175ZM175 170H174L173 174L174 173L177 174L178 169L176 170L177 172H175ZM198 170H196V171H198ZM218 170H220V169L218 168ZM196 171L194 170L195 173H197ZM206 171L203 172L204 173L203 175L206 174L205 173ZM228 171H230V169ZM18 172L17 173L15 172L17 175L15 173H14L15 175L13 174L15 177L17 176L14 179H18V177L20 176ZM187 172H189V171H186V173ZM216 172H217V169H216ZM216 172L215 173L213 172V173L216 174ZM186 173H183V175L181 174L184 177H180V179L181 178H183V179H181V180L178 179L179 181H182V182H184V180H185L186 183L184 182L185 183L183 185L184 187L185 186H191L192 185L191 183H193V181L190 180V176H189V178L186 177ZM198 173L195 176L198 177ZM194 174H193V172H191V175H193V177H191V178L195 177ZM210 174H209V172H207L206 176L208 177V175H210ZM203 175H202V177H203ZM88 176H90V177L88 178ZM173 176H176V175H173ZM215 176L217 177V175H215ZM10 177H11V174H10ZM216 177H214V178H216ZM48 178H50V177H48ZM48 178H47V180H48ZM205 178L203 177L202 180H206ZM29 179H31V180H29ZM196 179L197 178L195 177V180ZM200 179L198 178L197 180L199 182H201L200 183L201 185L203 183H204V186L206 185V183L209 185V183H208L209 181L208 180H207V182L206 181L203 182L202 180L200 181ZM248 179H247V182H248ZM262 179H263V181H260ZM178 180L176 182H178ZM222 180H224V179H222ZM189 181H191L190 184H189ZM90 182H92V181H90ZM160 182H161V184H159ZM218 182L221 183L223 181H221V182L218 181ZM81 183L83 185L82 180H81ZM225 184H226L225 181H224V184L221 183L223 188L225 186H227L226 188L231 190L230 194L232 195L233 190L235 189V187L233 185H232L233 186L232 187L228 183L232 187V189H231V188L228 187V184L227 185H225ZM81 186H80V189H82ZM160 186L163 187L164 189L161 188ZM204 186H203V189L205 187H208L207 185L205 187ZM44 187L46 189H44ZM166 187L168 189H166ZM185 188H187V187H185ZM223 188H222V190L224 192V190H226V188H224V189ZM43 189L45 191H43ZM164 190H166V191L164 192ZM178 191H180V190H178ZM205 191H208V188H207V190L205 188ZM226 191L224 193H226ZM163 192L164 193L167 192V194L169 196H171L170 193H172V195H175V197L172 198L173 199V201H172L173 205L172 206L173 207L175 206L174 207L175 210L173 209L175 212L173 214H174V216H176L178 218L175 217L176 218L175 219L173 217V215L171 216V218H172L171 227L173 226L174 230H176L175 239L173 238L174 240H172V241H166L167 239H165V238H163L165 240H162L161 237H160L161 236L160 232H159V235H156L157 233H154L155 230L153 231L154 227H153V224H152L153 222L151 221L152 218H151V213L150 212L152 211V208L150 209V207H154V206H152V204H154V202L160 196L161 197L162 196H164V197L167 196V195L165 196L164 194L162 195ZM199 192H200V190H199ZM199 192H196V193L198 194ZM204 193H206V192H204ZM228 193H229V191H228ZM249 193H251V194H249ZM192 194H193V192H192ZM206 194H209V193H206ZM234 194H233V196H234ZM16 195H14V197ZM231 195L230 196L228 195V196L231 197ZM237 196L239 197L238 200H237ZM28 197L30 199V195ZM41 198H42V196H41ZM99 198H101V199H99ZM218 198H217V200H218ZM190 200H192L193 203H194V201L196 199L193 200L191 198ZM202 200L204 201L205 199L203 198ZM254 200L255 201H257V200L259 201V204H258L259 206L256 205V207H254L255 206V201ZM152 201H154V202H152ZM181 201L185 202V200H183V198H182V200L177 201V203H180ZM192 201H190V202H192ZM199 201L201 202V205H203L202 207H204L205 205L202 204L203 202L201 200H199ZM199 201L196 200L195 202L197 203ZM258 201H257V203H258ZM190 202H189V204H190ZM200 202H199V204H200ZM205 202H206V200H205ZM231 202L229 201V203H231ZM253 202H254V204H253ZM260 203H261V206H260ZM182 204H184V203H182ZM195 204H193V206L198 207V205H197L198 203L196 204L197 206ZM180 206H179V208H180ZM215 206H217L218 209ZM199 209H200V211H203L204 209H206V207H204L202 209L199 208ZM208 209H206L204 211L206 213H208L207 212ZM216 209L218 211H216ZM200 214L202 215L201 212H200ZM203 216H202V218H203ZM251 217L253 219H251V222H250V218ZM209 219H208V221H210ZM240 222H243V226H241L242 224L239 225ZM149 225H151L153 228L150 227ZM148 227H150L151 230ZM77 228L80 229V227H77ZM77 228H74L75 230L73 228H69L68 232L69 231L71 232L73 230L75 234L76 233L79 234L81 232V230H79ZM254 232L258 233L259 231H254ZM252 233L253 232L251 231L249 234H251V238H253L252 239L253 241L252 240L251 241L254 242L259 237V236L257 237V235H259V234L253 235L254 233L253 234ZM83 234H84V231L81 232V235L79 234L78 236H82ZM180 234H181V236H179ZM222 235L226 236L225 238L229 239L232 242V246L230 244V241H229L230 246L228 244V241H227V244H226V241L225 242L222 241V238L225 239L224 237H222ZM245 236H244V238H245ZM163 237H165V236H163ZM248 237H250V236H248ZM244 238H242L243 241L247 242L249 240V239L248 240L247 239L244 240ZM254 238H256V239L254 240ZM168 240H170V239H168ZM67 242H68V240H67ZM246 242H244L243 244H245ZM147 243H149L150 245H148ZM191 243L194 246H192ZM187 244H190V245H187ZM234 245H235V248H236V246H237V248L233 251V249L231 247H233ZM149 246H151L152 248L154 247V248L151 249V247H149ZM245 247H246V245H245ZM243 248H244V245H243L242 249ZM259 248H263V247L260 246ZM259 248H258V251L255 249L257 252H259V254L257 253L256 256L257 255L260 256L262 254V252H260L261 250L259 251ZM246 249H248V248H246ZM214 250H215V252H214ZM216 250L218 252H220L219 256L216 253L217 252ZM244 251L245 250L240 251V253L238 252L239 255H241L240 259H242L245 256L243 258V260H244L245 258L248 257L247 256L248 254L250 255L249 258L254 255V252L252 253L250 251L247 254V252H246L247 250L245 251L246 253ZM262 251H264V249ZM215 253L217 254V256H216ZM209 254H208V257L210 256ZM213 254H211V255L213 256ZM80 255H85V256H83L81 258ZM236 255H237V253L234 254L233 256L235 257ZM206 256L204 258L208 259V258H206ZM212 256H210V258ZM233 256H232V258L228 257V256L227 257L230 258L231 261H233L234 260ZM259 256H257V259L259 258ZM253 257H252V259H253ZM129 258H132V257L129 256ZM260 258H261V256H260ZM240 259H239V261H240ZM105 260H106L105 264H111L112 260H114V258L112 259L111 257H106ZM116 260H114V261H116ZM202 260H204V259H201V261ZM263 260L264 259L262 257V260H260L262 263L258 262L259 260H257L256 263L263 264L264 263ZM114 261H113L112 264H115ZM117 261H116V263H117ZM208 261H209V259H208ZM239 261L236 262V264H238V263L241 264L242 263L241 261L240 262ZM255 261H254V263H255ZM202 262L200 264H203ZM204 262H205V260H204ZM205 263H207V261ZM190 264H193V262L190 263Z\"/></svg>",
  "mask_w": 264,
  "mask_h": 264
},
{
  "label": "rangeland",
  "instance_id": "2",
  "mask_svg": "<svg viewBox=\"0 0 264 264\" xmlns=\"http://www.w3.org/2000/svg\"><path fill=\"white\" fill-rule=\"evenodd\" d=\"M14 1V0H13ZM15 1H17V0H15ZM26 1V0H25ZM24 1V3H26ZM91 1L92 0H29V2L30 3H32V6H33V8L31 7V4L29 3V5H30V7H31V9L32 10H30L32 13V15L34 14L36 17H32V19H34L33 20V22H32V19H31V22H32V24L35 26V24H37V26L38 25H40V26H38V27H33L34 29L35 28H37L40 32L42 31V27H43V25H44V28H45V26H46V28L43 30L44 32L46 31L47 33H49V32H51V30H52V32H51V34L53 35V32L54 33H56V34H58V35H53V36H55V40L57 41L56 42V45H58L57 47H59V41H60V36H62L63 37V39H62V37H61V41L63 40L64 41V44L62 45V43H63V41H62V43H61V41H60V48H61V45H62V52L65 54L64 56H66V55H69V57H71V61L72 62H76V64H78V66L82 69V73H83V75L84 76H86L87 77V79L88 80H90V82H89V86H91V88H93L92 89V91L91 90H89L88 92H92V96H91V99H92V101L91 102H89V103H87V104H84L82 107H81V117H82V120H83V122H82V125H83V127H84V130L87 132V134L88 133H90L91 135H96V136H98V140L100 139H103L104 140V142H107L108 140V138L110 137H112L110 134H112V132L110 133L109 131L111 130V127H113L114 126V122H115V120H113V119H115V115H114V111H116L115 110V106H114V104L117 102V101H119L120 102V100L122 101V102H125L126 104L127 103H129L128 101H130L129 99H131L132 98V96L134 95H136L133 91V94H132V96H130L129 95V98H128V100H127V102L125 101L126 99H127V90H129V88L132 86V85H135L134 86V88L136 89V86H140V85H138L137 84V82L138 83H141V88L143 89V90H145L146 92H141L142 94L141 95H143V94H145V93H148L149 95H147V100H146V98L144 99V100H146V101H144V100H142L143 101V105H144V103L146 102V105L145 106H147V108H148V112L149 111H151V110H149V107H151L150 109H152L153 111L150 113L149 112V114H146V116H147V119H146V121H144V122H142V127H139V128H137L136 127V125L134 126V131H133V134L131 133V135H130V133L128 134V132H132V131H128V132H122V133H125L126 134V136L125 135H123L122 133V135H120L119 137H125V140H124V138L122 139V140H124V143L125 144H127V145H125V144H123L124 146H121L122 148V150L123 151H125L126 153H127V151H128V153L129 154H133V151H129V150H127L126 149V147L127 148H130V149H139V151H137V153H135L136 151L134 150V154H137L138 155V157H139V154L138 153H140L141 155H142V157H143V159H145V162H146V160H147V162H146V164L145 165H147L148 166V164L149 163H151L150 165H154L155 163V168H156V165L158 164V162H157V160L159 159V158H161L162 160H160L159 159V161H161L160 163L162 164H158L157 166H159V167H157L159 170H161L160 171V173L162 172V175L163 176H160L161 178L160 179H165L164 181H162V183H163V185H161V186H164V184H165V181H166V184L167 183H169V182H172V180H173V182L174 183H176L175 184V189L177 188L178 190H180V191H178L177 189V191L176 192H178V194H182L183 196H181V199H179V200H176L177 198H174L175 199V201L173 202V203H175L174 205L175 206H180V208H179V206H178V208H176V210H175V206L173 207L172 205H173V203H172V201H173V197H175V195H172V193H170V195L171 196H169L168 194H167V192L166 193H164L166 190H164V192L162 193V195L164 194L166 197H164V196H160L159 198H157V200L154 202V201H152V202H154V204H152V206H154V207H150V209L152 208V211L150 212L151 213V218H152V224H153V227H154V229H153V231L155 230V232L154 233H157L156 235H159V232H160V234H161V239L162 240H165V239H167L166 241H172V240H174L175 239V236H176V230H174V228H173V226L171 227V223H172V218H171V216L173 215V217L175 218L176 216H174V212H175V214H177L178 216L179 215H181L182 217H180V220L182 219V221H181V227H180V233L182 234V238L184 239V240H187L188 242H192L193 244L196 242H198L199 244H200V242L201 241H203L204 242V240H205V238H206V241L208 240V241H210V240H216L217 239V241H219V238H221V231H220V227L218 228L217 227V225L215 226L214 224L215 223H213L210 219H209V217L208 218H206V214H210V215H213L211 212L209 213V209H208V207L209 208H211V210H213V209H215V208H213L212 206H214V205H216V204H214L216 201H219V199H220V202H217V204H220L221 205V208H222V206H223V204L225 205V206H223V207H225V208H227V209H229L230 207H226L227 205L226 204H228V206L229 205H231V204H233L232 202H234V203H236L237 201H236V196H235V194L234 193H237V195H239L238 193V191H239V189H245V188H247V189H249V188H251V189H249V192H250V190H252L251 191V193H249V194H251L252 195V197H254L255 196V194L253 195V191H254V193H255V190H257V188L255 187L256 185L257 186H259V184H256V183H258V182H255V179H257L258 178V175L256 174L257 172H258V170H260L261 168H260V166L262 165V167L264 166V157H263V153L262 152H259V150L262 148L263 149V146H262V144L264 143V137H263V142H262V144L260 145H257V143H256V140L258 139V138H260V137H258L259 135H260V133H258V132H261V130H263L262 129V127L260 126H257L258 128L257 129H259V130H255L256 128L255 127H253V126H255V125H253V123L255 124L256 122H250L249 121V118L246 120V122H245V125H242L243 124V122H240L241 123V125H239L240 127V131H238V132H236V133H238V135H239V137L242 139L243 137H244V139L243 140H241L239 137H238V135H237V137L240 139V142L241 141H243V142H245V140H246V142H250V136H252V139H255V141H254V143H255V147H253V149L254 148H256V149H254V151H253V149L252 150H250V149H248L247 147V149L248 150H250L251 152H247V150L245 149V144L244 143H242L241 144V146H239V141L237 142L238 143V147L235 145V141L231 138V136H230V139L229 138H227V135L225 134V132L223 131V130H225V129H223V128H226V130H228L229 131V126L231 125H233L232 126V128H233V130H236V127H238V126H236V125H234V124H237V122L235 123L234 121V123H231L232 121L231 120H234L233 119V115H231V114H229V115H225L226 117H227V119L228 118H231L228 122L227 121H224L225 120V118L223 117V118H221L222 116L220 115V113H222V110L220 109V107H222V106H217V103H218V100H219V95H220V93H219V95H218V92H215V87L212 85V84H210V83H212L213 81H212V77H211V75H213L212 73H214V76H215V74L217 73V74H219V75H221V77L219 76V75H216V76H218V77H220L221 78V80H219L220 82L222 81L223 82V85H224V81H225V79L227 78V76H228V78H233L232 76H236L237 77V70L236 69H239V68H237V67H239V64H237L238 66L237 67H235V66H231L230 67V65H231V61H226V59L225 58H227L228 59V57L226 56H224L225 54H220L221 55V57H220V55H219V52L220 53H222L221 51H218L217 53H215L216 51H217V47H212V48H210L209 46H207L206 45V48H207V51H205V53H202V54H200L201 56H202V58H203V60H202V58H201V56L199 55V56H197V59L199 58V59H201V60H197V61H192V60H189V61H183V63H186V64H184L185 66L183 67V65L181 66L180 64L182 63V61L180 62V63H178V62H175V61H173L174 63H172V65H171V72L173 73V71H175L176 70V68H174L173 69V64L174 65H177V63H178V66L180 65V69L181 70H183L184 68L187 70L186 72H183L184 73V75L183 76H181V74H183V73H179L180 74V77L179 78H177V79H179V81L176 79V77H177V75H178V71H181L180 69L176 72H174L173 74H175V73H177V75H176V77H175V79L176 80H173L174 79V77L171 79L172 81H174V86H176V84H180L181 86H176V90H178V88H180L181 90H179L178 92H179V94L177 93L174 97L176 98V99H178L179 100V98H180V100L177 102L176 101V99H174V97L172 98L171 96H173L174 94H169L170 92H172L173 93V91L176 93L177 91H175L174 90V86H173V89L171 90V86H172V82H170L169 83V81H166V83H165V77H163V76H165L166 75V79H167V76L169 77V74L167 75V74H161L162 72L161 71H163L164 73H166V71H167V69H166V71H165V69L163 70V69H161L160 71H159V73L157 74V70L155 71L154 70V68H156V67H158V66H160V67H164L165 66V64L163 63L165 60L164 59H169V56H170V54L171 55H173L172 56V58H171V60H173V58H174V54L173 53H170L171 51L169 50V48L167 49L166 48V46H171L170 44H168L169 42H171V44H172V42H173V36H172V32L171 33H169V27L168 28H166V26H165V28L166 29H168L167 31H168V33L171 35V37H169V38H172L170 41L168 40L169 38H168V36H166V35H164V37H165V39H167L168 41H166V46L163 44H160L159 43V41L160 40H162L161 38L163 37V36H161V35H159L161 32H162V30L161 29H163L164 27L163 26H161V23H160V25H159V22L158 23H156L157 22V18L155 17L156 15L157 16H159L160 18L162 17V19H161V21L163 20V22H166V25H169L170 23L168 22V20H169V18L168 17H170L169 15L166 17V15L167 14H171V13H174V15L175 16H172L173 18H172V20L174 19V17H176V15H182V14H185V13H187V10H186V12H185V10L183 11V9L188 5H186V2L188 3L189 1L187 0H185V3H184V1L183 2H179L178 0H175V2H178V4L176 3L175 4V2L173 3V0H163V3H161V1H159V0H156L158 3L156 4V6H158L159 4V7H155L154 5H153V3H155V1L154 0H134L135 2H136V5H134V3L135 2H133V4L131 3L132 2V0H131V2H130V0H94L92 3H91ZM181 1V0H180ZM191 1V0H190ZM198 0H194V2L193 1H191L192 3H190L191 5H188V6H190V7H186V8H189L190 9V11L188 10V13L189 12H195L196 14H197V12H199L200 10H202V8L201 9H198L199 7H197V6H201V5H203V3H202V1L204 2V5H203V7H206L207 6V8H208V11H209V13H211V15H213V14H219V13H217V10H216V12H215V9H217V7L216 6H218V5H214V4H216V2H214V4H213V2H211V1H209L208 0V3H206L207 1H205V0H201V5L199 4L200 3V1H199V3L198 4H196V2H197ZM240 1H242L243 2V4H244V6H246V8H247V10H246V12L245 13H243L244 12V10H243V12L240 14V16L238 17H231V15H229V18L231 17L232 19H230L229 20V18H226V16H224L223 18H226L225 20L227 21V20H229L230 21V23L232 22L231 20H233V23H232V25L229 23V25H228V27H226V28H231L233 25H236L235 26V28L237 27V29H235V32L237 31V33L238 34H240V37H239V35L237 36L238 38H240V40L239 39H237V44L239 45L240 44V47L243 49V51H241L240 49V51H241V53L242 52H246L248 55H249V57L251 58L252 57V59L253 60H249L251 63H249V61H247V58L246 57H244L243 56V54L241 55V53L240 54H238V52H237V54L238 55H241L242 56V59L244 58H246L245 60H246V62L248 63V64H246L247 66L250 64V66H251V64H252V62L254 63V61L256 62V60L258 61V63L260 62V64L263 66L264 65V17L263 16H260V14L256 11L257 9H256V6L258 5L257 4V1L258 0H240ZM19 2H20V0H19ZM21 2H22V0H21ZM137 2L139 3V4H137ZM241 2V3H242ZM28 3V2H27ZM26 3V4H27ZM91 3V4H90ZM129 3V5L130 4H132V5H130V7L127 5ZM173 3V4H172ZM179 3L180 4H185V7L184 6H182V5H179ZM121 4V5H120ZM197 5L196 6V8L198 9V11H197V9L196 8H194V5ZM205 4H206V6H205ZM137 5H140L141 6V9H142V11L140 12L139 10H138V7H137V9H135L136 7L135 6H137ZM210 5V6H209ZM215 6V7H212V6ZM93 6V7H92ZM180 6H182V7H184L183 9H182V7H180ZM121 7V8H120ZM127 7L129 8L128 9V11H127ZM180 7V8H179ZM130 8H131V10H130ZM215 8V9H214ZM191 9H192V11H191ZM196 9V10H195ZM245 9V8H244ZM34 10H35V12H34ZM139 12H137V11ZM195 10V11H194ZM212 10H214L213 12H215V13H213L212 14ZM29 11V12H30ZM147 12V13H146ZM134 13V14H133ZM142 13H143V15H144V17H146V19L148 18H150L149 16H151V18H150V20H151V22H148V19H147V24L148 23H150V24H152V26H153V24L155 25V23H156V25L158 26H156L157 28H159V29H157V28H155L156 29V31L155 30H153V34H154V32H157L158 30H161V32H157L156 33V35H157V37L160 39H158V43H157V39L156 40H154V39H151L152 38V35L150 36V34L149 35H147V37L149 36V38H150V40H152V41H155L154 43H152L151 45H152V48H151V45H149L150 43L149 42H151V41H148V42H146V40H144L145 38H143L142 37V39H141V37L140 36H142L143 34H144V32L147 30V29H145L144 30V28L145 27H143L144 25L146 26V28L148 27L146 24H145V22H144V20H143V18H142V22H139V20L141 21V15H142ZM259 15H258V14ZM139 14H141V15H139ZM190 14V13H189ZM189 14H188V18L190 17L189 16ZM194 14V13H193ZM195 14V16L196 17H198V14L196 15ZM142 15V16H143ZM149 15V16H148ZM242 15V16H241ZM195 16H192L191 18L193 19V20H195ZM139 17H140V19H139ZM152 17H154L153 19H152ZM164 17V18H163ZM166 17V18H165ZM181 17V18H180ZM227 17H228V15H227ZM171 18V17H170ZM183 18V16H179V18L177 17V18H175V19H178L176 22H175V24L174 25H176L177 24V22H180V23H178V26H180L181 28L180 29H176V28H179L177 25L175 26V29L178 31V30H181V29H186V28H190V26H192L193 24H191L192 23V21H190V19H189V22H190V26L189 25H187L186 23L184 24L186 27H184L183 28V25L181 24L182 23V21H180V20H183L182 19ZM223 18H222V20H223ZM156 19V21H154ZM168 19V20H167ZM180 19V20H179ZM191 19V20H192ZM158 20H160V19H158ZM188 20V19H187ZM152 21H154L155 23H153ZM175 21V20H174ZM174 21H172V24H173V22ZM224 21V20H223ZM162 22V23H163ZM183 22H184V20H183ZM185 22H187V21H185ZM196 20H195V24H196ZM26 23V22H25ZM133 23V24H132ZM134 23H135V25H134ZM194 23V22H193ZM224 23V22H223ZM227 23V22H226ZM137 24V25H136ZM140 24H142V27H143V29H141V31L139 30L138 31V33L136 34L137 36H139V33L141 32V34H140V38L138 39V38H135V37H133V36H136V35H131L130 33V36H132L131 38H135V40L136 39H138V40H136L137 41V43H139L140 44V46L142 47L141 49H143V52H142V54H143V56L140 54V56H142L141 58H143L142 60H140V62L141 63H143L144 61V65L142 64V66L140 65V66H137V67H135L137 64H138V62L137 61H139V58H140V56H138L139 54H137V56L135 55V53L134 52H138L137 51V49L139 50L140 49V46H137V45H135V47L137 46V47H139V48H137L136 47V51H134L132 48H131V43L133 44V41L134 40H130V41H128L127 40V38H130L129 36H128V34H127V36H126V30L128 29V31L129 32H131V33H133L132 31H135V30H137L138 28H140ZM144 24V25H143ZM189 24V23H188ZM194 24V25H195ZM203 24H205V23H203L202 22V26H203ZM225 24V23H224ZM25 25V24H24ZM128 25H129V27L131 28V26L130 25H133V26H135V29L134 30H129V27H128ZM139 25V27L137 28L136 26H138ZM162 25H164V24H162ZM171 25V24H170ZM173 25V26H174ZM193 25V26H194ZM222 25V24H221ZM231 25V26H230ZM128 28H127V27ZM132 26V27H133ZM151 26V25H150ZM151 26V27H152ZM205 27H206V25H204ZM204 26H203V28H204ZM224 26V25H223ZM222 26V27H223ZM226 26V25H225ZM224 26V27H225ZM230 26V27H229ZM26 27V26H25ZM28 27V26H27ZM50 27V29H48ZM151 27L149 28V29H151ZM163 27V28H162ZM221 27V28H222ZM234 27V26H233ZM29 28V27H28ZM30 28H32V27H30ZM24 29V28H22V30L24 29V30H28L29 32L28 33H30V30H31V36H30V34H28L30 37H32V36H34V33H33V28L32 29ZM118 30H117V29ZM125 28H127L126 30H125ZM134 28V27H133ZM137 28V29H136ZM152 28H154V27H152ZM163 29V30H166V29ZM170 28H171V26H170ZM207 28V27H206ZM116 29V30H115ZM123 29H124V31H123ZM174 29V30H175ZM205 29V28H204ZM233 29V28H232ZM48 30H49V32H48ZM113 30V31H112ZM175 30V31H176ZM188 29H186V31H187ZM203 30V29H202ZM205 30H207V29H205ZM204 30V31H205ZM222 30L225 32L226 30H225V28L223 29L222 28ZM114 31H116L115 33H114ZM117 31H118V33H117ZM150 31L151 30H149V32L148 33H150ZM166 31V32H167ZM174 31V32H175ZM182 31V30H181ZM185 31V30H184ZM183 31V32H184ZM186 31H185V33H186ZM124 32V33H123ZM152 32V31H151ZM165 32V31H164ZM164 32H162L163 34H164ZM182 32V33H183ZM203 32V31H202ZM122 33V34H121ZM135 33H136V31H135ZM135 33H133V34H135ZM236 33V34H237ZM114 34H115V36H117V38H115V36H114ZM125 34V35H124ZM147 33H145L144 35H146ZM162 34V35H163ZM168 34V35H169ZM184 34V33H183ZM60 35V36H59ZM155 35V34H154ZM169 35V36H170ZM186 35H187V33H186ZM57 36H59V39H57ZM114 36V37H113ZM124 36H126V37H124ZM136 36V37H137ZM160 36H161V38H160ZM184 37H186L185 35H183ZM66 37V38H65ZM164 37H163V40H164ZM188 37V36H187ZM186 37V38H187ZM113 38L115 39V41H114V43L112 42L113 41ZM124 38H126V40L125 41H127V42H124V45H123V41H124ZM64 39H67L69 42H66ZM117 39V40H116ZM146 39H148V38H146ZM209 39V38H208ZM207 39V40H208ZM142 40H144L145 41V43H146V45H147V43H149L147 46L150 48V50H152V52L149 50V48L147 47V49L145 48L146 47V45H143L142 44ZM207 40H206V44H208L209 45V41L212 43L213 41H211V39H209L208 40V43H207ZM213 40V39H212ZM118 41V42H117ZM121 41V42H120ZM239 41H240V43H239ZM161 42V41H160ZM58 43V44H57ZM115 43H116V45H115ZM128 43V46L130 45V47H128L126 44ZM134 43L135 44H137L135 41H134ZM155 43H157V44H159V46L160 45H162V47H165L167 50H168V53H167V55L166 56H168V58L166 57V58H164L165 56H163L164 54V52H162V53H158V52H160V51H157V53L154 51L155 50V48H156V44ZM210 43V44H211ZM69 44H71L70 46H72V47H70L71 48V51H73L72 50V48L73 49H75L74 50V52H72V55H71V52H69L68 54H66L65 52H64V48H63V46L64 45H66V46H69ZM114 45V47H112V45ZM184 44V47H188L189 45H188V43H183ZM186 44V45H185ZM212 44H214V43H212ZM211 44V45H212ZM231 44V43H230ZM119 45V46H118ZM134 45V44H133ZM145 46L144 48H143V46ZM65 46V47H66ZM111 46V47H110ZM118 46V47H117ZM124 46H126L125 48H129V49H126V50H131V52L130 53H134V55H135V57H136V59L135 58H132V56H133V54H131L130 56H129V59H128V57H126L125 56V59L124 58H122L124 55L123 54H125V52H124V50H125V48H124ZM158 47V46H157ZM161 47V48H162ZM184 47H182L183 49H184ZM70 48H69V50H70ZM131 48V49H130ZM133 48H134V46H133ZM215 48H217V49H215ZM238 48H239V46H238ZM124 49V50H123ZM140 49V50H141ZM157 49V48H156ZM166 49H163V51L165 50V51H167ZM190 48L188 47V51H191V50H189ZM212 49H214V51H212V52H214V54L212 53V52H210ZM69 50H67V47L65 48V51H69ZM144 50H145V52H144ZM186 49H184V51H185ZM238 50V49H237ZM133 51V52H132ZM148 51V52H147ZM151 53H150V52ZM181 51H183V50H181ZM180 50H179V52H178V54H180V55H183V53H180L181 52ZM183 51V52H184ZM188 51H185V52H188ZM119 52V53H118ZM122 52H124L123 54H121ZM149 53L150 55L152 54L155 58H152L151 56V58L149 57V55L148 56H146V54L144 55V53ZM184 52V53H185ZM210 52V53H209ZM76 53V54H75ZM165 53V54H166ZM177 53V52H176ZM175 53V54H176ZM212 53V54H211ZM245 53V55H247ZM158 55V57L159 56H161L159 59H161V58H164L163 60V62L161 61V62H159L158 61V58H156L157 57V55ZM235 54V57L237 58V54L236 53H234ZM156 55V56H155ZM184 55H187L186 53L184 54ZM211 55V56H210ZM218 55V57H216V56ZM222 55L225 57H222ZM247 55V56H248ZM98 56H102V60H103V64L104 65H106L107 67H105L106 68V72L107 73H110V72H112V73H110V74H112L111 75V77L112 78H110V79H108V78H104L105 77V74L106 73H104L103 71V69L102 68H100V61H97V58H98ZM114 57L113 59H112V57ZM68 57V56H67ZM131 57V58H130ZM139 57V58H138ZM148 57V58H147ZM140 58V59H141ZM146 58V59H145ZM238 58H239V56H238ZM122 59H124L125 61L126 60H128L127 61V66H128V68L130 67H132V68H134V70H137L139 67H141L140 68V70H141V73H138L137 72V75L136 74H133V69L131 70L130 68L128 69V73L127 74H125L126 73V70L125 71H122L123 69H121L120 67L122 66L121 64H122V62L124 61V60H121ZM145 59V60H144ZM192 59H194V58H192ZM241 59V58H240ZM240 59H238L240 62V64L243 62V60H242V62H241V60ZM255 59V60H254ZM106 60V61H105ZM118 60H119V62H118ZM137 60V61H136ZM229 60V59H228ZM237 60V59H236ZM237 60V61H238ZM78 61H79V63H78ZM143 61V62H142ZM167 61H170V60H167ZM167 61H165V62H167ZM201 61H203L204 62V64L201 62ZM74 62V63H75ZM140 62H139V64H140ZM163 63V65H159V63ZM172 62V61H171ZM189 62V63H188ZM190 62H191V64H190ZM193 62H195V63H193ZM198 62H201V65L199 66V63ZM228 62H230V64H228ZM245 62V61H244ZM244 62H243V64H244ZM121 63V64H120ZM124 64H125V67H126V62H123ZM137 63V64H136ZM157 63H158V66H157ZM237 63V62H236ZM258 63H255V64H257V65H259ZM136 64V65H135ZM193 64H195V65H193ZM233 64V63H232ZM135 65V66H134ZM193 65V66H192ZM204 65V66H203ZM242 65V64H241ZM156 66V67H155ZM204 67L205 68V66L207 67L206 68V70H207V72H206V70L204 69V70H202L201 69V71H197V68L200 70V68L199 67ZM256 66V65H255ZM119 69H118V68ZM174 67H176V66H174ZM192 67V68H191ZM194 67V68H193ZM196 67V68H195ZM242 67H244V65H242ZM246 67V66H245ZM244 67V68H245ZM253 67H254V64H253ZM257 67H259V66H257ZM108 68L110 69V68H113V69H111V70H108ZM127 68V67H126ZM137 68V69H136ZM159 68V67H158ZM165 68V67H164ZM178 68V67H177ZM189 68V69H188ZM231 68H233V69H235L234 71H236L235 72V74H233L234 72H233V70L231 69ZM254 68H256V67H254ZM117 69V70H116ZM120 69H121V71H120ZM172 69H173V71H172ZM185 69L183 70V71H185ZM195 69V70H194ZM114 70V71H113ZM130 70L132 71V72H130ZM159 70V69H158ZM110 71V72H109ZM121 73H123V74H125V75H120V72ZM155 71V72H154ZM168 71H170V69H168ZM167 71V72H168ZM205 72V73H208L209 72V76L211 77V81L212 82H209V84H208V81H209V78H208V75H207V77H204V75L202 74V72ZM262 71H263V69H262ZM136 72V71H135ZM140 72V71H139ZM203 72V73H204ZM239 72V71H238ZM168 73H170V72H168ZM204 73V74H205ZM210 73H211V75H210ZM231 73H232V76H230L231 75ZM102 74H104V75H102ZM159 74H161L162 76H159ZM188 74V75H187ZM133 75H135V77L139 80H137V79H133ZM185 75H187L186 77H187V82L185 81V83H180L181 81H180V78L182 77H184ZM102 76V78H100ZM104 76V77H103ZM205 76H206V74H205ZM213 76V77H214ZM226 76V77H225ZM234 76V77H235ZM134 77V78H135ZM161 77H163V79L161 80ZM172 77V76H171ZM236 77H235V79H236ZM170 78V77H169ZM168 78V79H169ZM181 78V80H186V78L184 77V79H182ZM205 78H207L206 80H205ZM215 78V77H214ZM229 79V81L230 80H233V79ZM105 80V81H101V80ZM107 79V80H106ZM115 79V80H114ZM167 79V80H168ZM216 79V78H215ZM219 79V78H218ZM235 79L233 80V81H235ZM111 82H110V81ZM170 80V79H169ZM170 80V81H171ZM217 80V79H216ZM228 80V79H227ZM177 81V83H175ZM18 81H16V83H17ZM135 83V84H131V83ZM184 82V81H183ZM221 82V83H222ZM227 82V81H226ZM15 83V81L13 80H11V87L13 88H16V86L18 87V84L20 83H17L16 84ZM229 83V82H228ZM13 84H14V86H13ZM137 84V85H136ZM171 84V85H170ZM230 85H231V82L229 83ZM228 84V85H229ZM16 85V86H15ZM20 85V84H19ZM24 84L23 83H21V86H23ZM210 85V86H209ZM211 85H212V87L214 88V89H211ZM226 85V84H225ZM232 85H233V83H232ZM239 85V84H238ZM234 87H235V83H234V85H233ZM240 86V85H239ZM238 86V87H239ZM235 88V92L233 93L232 91H231V93H229L230 92V90H228L229 92L227 93V92H225L224 91V96H226V97H224L226 100H227V102H228V100L229 99H227L228 98V96H229V94H230V96L232 97V96H234V94L236 93V95L238 96H236V98H237V100L236 101H238V99L240 98V102L242 103L243 101H242V99L241 98H245L246 99V97H244L245 96V94H243V87H241L242 88V92H237L239 89H241V88ZM133 88V86H132V88H130V89H134ZM137 88H139V87H137ZM185 88H188V90L186 91V90H184ZM257 89V91H256V89ZM134 89V90H135ZM250 89H252V87L250 88ZM255 89V90H254ZM254 89H252V93L251 92H247L246 90V92L247 93H251L249 96H251V98L253 97L254 98V96L256 95V97L254 98V99H256L257 100V96H259V93H257L258 92V87H254ZM138 90V92H136V93H138V94H140V92L139 91H142L141 89L139 90V89H137ZM211 90L213 91L214 90V92H211ZM148 91V92H147ZM155 91V92H154ZM255 91V92H254ZM124 92H125V94H124ZM129 93H130V91H128ZM162 93V95L164 96V98H165V100L163 99L162 101H161V99L163 98L162 96V98L160 97V95L158 94V93ZM221 92V94H223V91H220ZM245 92V93H246ZM253 92H254V94H253ZM98 93V94H97ZM124 94V97H123V95H122V97H121V95H119V94ZM232 93H233V95H232ZM138 94H137V96H138ZM158 95L159 96V98H161V99H156L157 101H159L160 102V104L157 102V101H154V99H155V97L156 98H158V96H156V95ZM212 94H214L213 96H214V98H212L211 99V97H212ZM228 94V95H227ZM258 94V95H257ZM94 95H96V96H94ZM117 95H119V97H121L120 99H116L115 97H117ZM126 95V96H125ZM153 95V96H152ZM155 95V96H154ZM200 95V96H199ZM248 95V94H247ZM254 95V96H253ZM146 96V94L143 96V98ZM148 96H149V98H148ZM199 96V98L198 99H200V97L202 98V96H203V98L202 99H204V97L206 96V97H208V100L207 99H204V102H202V99H200L201 101H199L198 99H197V97ZM215 96H218V97H215ZM229 96V97H230ZM118 97V98H119ZM125 97H126V99H125ZM153 97H154V99H153ZM194 97L196 98V100L194 99ZM140 98H142V96H140ZM172 98V99H171ZM210 98V99H209ZM233 99H231V100H234V98L235 97H232ZM249 97H247V99H248ZM123 99H125L124 101H123ZM171 99V100H170ZM250 99V98H249ZM117 100V101H116ZM206 100V101H205ZM225 100V101H226ZM231 100H229V101H231ZM234 100V102H236ZM244 100V99H243ZM94 101V102H93ZM116 101V102H115ZM131 101H133L134 102V100L132 99ZM130 101V102H131ZM181 101H186V102H184V104L185 103H187V105H182V103L183 102H181ZM248 101V100H247ZM249 101H251V102H246V100H245V102H246V104L248 105L247 107H249L248 109H252L253 110V108L251 107V104L253 103L254 104V102H252L253 101V99H250ZM93 102V103H92ZM130 103V104H127L128 105V107L130 108V106L132 107V104H134V103ZM156 102V103H155ZM180 102H181V104H180ZM217 102V103H216ZM226 102V103H227ZM114 103V104H113ZM136 103V102H135ZM158 103V104H157ZM194 103V104H193ZM229 103V102H228ZM238 104H239V102H237ZM244 103V102H243ZM32 106H34L35 105V103L34 102H32V103H30ZM191 104H193V105H191ZM199 104V105H198ZM212 104H214L215 106H214V108L212 107L211 109L213 110L212 111V115L213 114H215V113H213L214 112V110H215V108L216 107H219V109L221 110H219L218 108H216V110L215 111H217L218 113L217 114H215V116L217 115V117H220L221 118V121L220 120H218V121H220V122H217V121H212V119H211V123L213 122V124L215 123V124H219V123H223L224 125H221V124H219L220 126H218L217 125V127H221V128H217V127H215V126H213L214 128H216V129H210V127L211 128H213L212 127V125L210 126L209 125V128H208V123L206 122V119H205V117H204V120H205V123H206V126H207V128H208V130H207V128H206V130H205V132H207V131H209V132H211L212 131V133L210 134L209 133V135H211L208 139H206L204 136V134H207V133H202L204 130L203 129H205L204 127H203V125H201V124H203V122L202 121H200V120H203V116L202 115H199L200 117H201V119L200 120H198V118H200V117H198L197 116V120H196V116H191V115H188L187 113H189L190 112V110L188 109V112L186 111L187 110V108L190 106V107H195L198 111H200L199 109H203L204 107H207V109L209 110L210 109V105H212ZM218 104H220V103H218ZM253 104H252V106H253ZM118 103H117V107H118ZM130 105V106H129ZM142 105V106H143ZM151 105V106H150ZM221 105V104H220ZM229 104H227V107H228V109H229V106H228ZM136 106V104H134V107ZM141 105H139L138 106V108H136L137 110H136V112H134V113H138L139 111L141 112V108H142V110L144 111V109H143V107H142ZM144 106V108H145V111H146V107ZM149 106V107H148ZM180 106H182V107H184V108H182L181 107V109L183 110H181L179 107ZM209 106V107H208ZM92 107H93V110H92ZM117 107H116V109H117ZM133 107V108H134ZM187 107V108H186ZM263 107V106H262ZM259 108V110H258V108H256V106H255V108H256V111L255 110H251L252 111V113L255 111V114L253 113H251V111H249L248 112V114H250L251 116L253 115H255L254 117V121H255V119L258 117L257 115H260V113L261 112H259L261 109L263 110V108ZM133 108H132V110H133ZM140 108V110L138 111V109ZM195 108H194V111H195ZM254 108V109H255ZM131 109V108H130ZM202 109H201V112H202ZM211 109L209 110V113H211L210 111H211ZM32 110V109H31ZM131 110V111H132ZM219 110V111H218ZM257 110H258V112H259V114L258 113H256L257 112ZM261 110V111H262ZM138 111V112H137ZM185 111V112H184ZM191 111H192V115H195L196 114V112H193V110H192V108H191ZM197 111V112H198ZM32 112L34 113V114H36V110L35 109H33L32 110ZM148 112H141V113H148ZM155 112V114H153ZM141 113H139V114H141ZM208 113V114H209ZM138 114V115H139ZM144 114H143V116H144ZM151 114V115H150ZM190 114H191V112H190ZM203 115H205L204 113H202ZM223 114V113H222ZM210 115V116H209ZM209 115H207V119H209V118H211V114H209ZM219 115V116H218ZM136 116H137V114H136ZM140 117H141V115H139ZM139 116H137V118L139 117ZM145 116V117H146ZM189 116H191L192 117V119H195V120H192V119H190V117ZM224 116V115H223ZM229 116H231V117H229ZM139 117V119L141 120V119H144V117L142 118H140ZM216 117V118H217ZM250 117V116H249ZM213 118H215L214 117V115H213ZM216 118H215V120H216ZM220 118H218V119H220ZM252 117H250V119H251ZM224 119V120H223ZM139 120V121H140ZM214 120V119H213ZM223 120V121H222ZM237 121H238V119H236ZM235 120V121H236ZM252 120V119H251ZM194 121L196 122V123H199V126H201V127H199L198 126V124L194 127V131H192L193 130V127H192V130H190L191 129V127H189L190 125L191 126H193V124L195 125V123H194ZM199 121V122H198ZM141 122V121H140ZM225 122L226 123H231V124H225ZM204 123V124H205ZM209 123H210V121H209ZM248 123V124H247ZM139 124V123H138ZM247 124V125H246ZM113 125V126H112ZM225 125L226 126H228V127H225ZM238 125V124H237ZM262 125V124H261ZM139 126H141V125H139ZM198 126V127H197ZM224 126V127H223ZM231 126H230V130L232 129L231 128ZM236 126V127H235ZM263 127H264V125H262ZM189 127V128H188ZM197 127V128H196ZM136 128V129H135ZM195 128H196V130H195ZM201 128V129H200ZM239 128H237L238 130H239ZM110 129V130H109ZM189 130V132L191 131V133L192 132H195V134L193 133V135L192 134H189L187 131ZM211 131H210V130ZM223 129V130H222ZM185 130H187V131H185ZM220 130V131H219ZM225 130V131H226ZM255 130V131H254ZM186 133H185V132ZM214 131H216L217 133H215ZM219 131V132H218ZM222 131V132H221ZM252 131H254V132H252ZM181 132V133H180ZM214 132V133H213ZM230 132V131H229ZM264 132V131H263ZM110 133V134H109ZM226 133L227 134H229L227 131H226ZM250 133H253L252 135H250ZM262 133V132H261ZM248 134V135H247ZM257 134H259L257 137H256V135ZM91 135H89V136H91ZM214 135V136H213ZM247 135V137H246V139H245V136ZM92 136V137H93ZM206 136H208V135H206ZM216 136H219V137H221V136H223V138L221 137V138H218V137H216ZM229 136V135H228ZM250 138H249V137ZM95 137V136H94ZM100 137V138H99ZM197 137V138H196ZM198 137H200V138H198ZM204 137V138H203ZM254 137V138H253ZM97 138V137H96ZM113 138H114V136H113ZM194 138H196V140L193 139ZM216 138H218L219 140H221V141H219L218 140V142H217V140H216ZM114 139H117V138H114ZM114 139H112L113 141H111V139H109L112 143L114 142ZM189 139H192L193 141L191 142V143H195L197 140H200L199 142H198V146H197V150L196 149H194L195 151L194 152H192L193 151V149H191L192 151H190V145H193V147L196 145V144H190L189 142L191 141V140H189ZM226 139H229V141L227 142V143H230L231 145H234V146H230V148L232 147V149H235V148H237V150H240V151H237L238 152V154H239V152H240V155H242V157H244V158H242V162L240 161L241 159L239 158V157H237V159H240V160H237V164H235L234 162H236V159L235 158H233L232 160L234 161V162H230L229 164H226V165H223V167H222V165L220 166V164H221V162H219L218 164L217 163H215V164H217V166L216 167H214V169H213V171L211 170V171H208V169L210 168V169H212L213 167L212 166H215L214 164H212V166H209V168L207 167V169L205 168L207 165H209V164H207V165H205V166H203L202 165V163L200 162V160H202V159H200V157H204L206 154L208 155L210 152H213L214 150H216V149H219L220 150V148L221 147H219V148H217V143L219 144L220 142L224 145V142H223V140H226ZM247 139H249V140H247ZM43 140L46 142V140H45V138H43ZM42 140V138H41V141H43ZM89 140H90V137H89ZM94 140H96L95 138H94ZM98 140L95 142V143H97L98 142ZM103 140H101V141H103ZM259 140V139H258ZM43 141V142H44ZM92 141V140H91ZM116 141H119V140H116ZM115 141V142H116ZM45 142L44 143H40V145L42 144V146H43V144L45 145ZM88 142H90V141H87V143ZM189 143V144H187V146L189 147V149L187 150V147H184V145L186 144V143ZM196 142V143H197ZM245 142V143H246ZM47 143V142H46ZM90 143H92V142H90ZM90 143H88L90 146H92ZM93 143H94V141H93ZM92 143V144H93ZM94 143V144H95ZM119 143H121V140L119 141ZM122 143H123V141H122ZM121 143V144H122ZM220 143V144H221ZM87 144V145H88ZM93 144V145H94ZM115 144V143H114ZM143 144V145H142ZM219 144V145H220ZM40 145H38L39 147H41ZM140 145L144 148V149H146V151H142V150H144V149H142L141 147H140ZM216 145V146H215ZM256 145H257V147H256ZM264 145V144H263ZM176 146H183L184 148H186V150H187V152L188 153H186V154H184L185 152L184 151H182V150H184L183 149V147H182V149H180L181 151H179V148L177 149L176 148ZM186 146V145H185ZM206 146H208V147H206ZM236 146V147H235ZM246 146H248V145H246ZM262 146V147H261ZM44 147V148H43ZM42 147V149H44V150H42L43 152H41V151H39V152H41L42 153V155H41V157H42V159H41V163H43V167H45V171L44 172H46V176L47 177H44V178H46V180L44 181V182H46V183H48V186H45L44 187V189H46V191L43 189V191H45L44 192V194L42 193V195H39L38 197H40V199H38L37 198V196H31V195H33V193L32 194H30V193H28L27 194V196L25 195L24 196V198H23V200H21L23 203H24V205L26 206L25 207V209L27 208V210H25L24 211V209H22L21 210V212L19 211V212H16L20 217H22V215L23 214H27V216H26V218H28L27 220H28V222H29V224H31V226L32 227H35L36 229H38V227L39 228H41V229H44V228H48L47 230L50 232V233H52L53 235H52V239H54V238H56V232L58 231V230H60L61 231V235H62V239H64L65 240V243L67 244V246H69L70 245V247L72 246V247H74L73 245L75 244L77 247L79 246H81L80 245V242L81 243H83V242H85V241H89V245H88V247L89 248H92V249H94V250H92L93 251V254L94 255H96L95 257H93L92 259H91V262L89 263V264H105L106 263V257H111L112 259L114 258V260H116L117 261V263H116V261H114V260H112V263H113V261L115 262V264H119V262H124V258L126 257V258H128V260L127 261H129L130 259L131 260H133V259H135V258H137L136 256H135V253H136V255L138 254V252L139 251H136V248H137V250L139 249L138 248V246H139V244H138V242H136V240H137V238H136V240H135V235L133 236V234L128 230V227H126V223H125V221H124V219L123 220H121L120 218H121V216H120V218H119V216L115 213V214H113L112 212H110V210H113L112 208L111 209H109V206H106V205H108V203L106 202V205L104 204V200H103V202L101 201L102 199L101 198H99V199H101V200H98V194H97V196L95 195V193H94V191H96L97 189H96V185L97 186H99L98 185V183L97 182H95L90 176H88V178L90 177V180L88 179L87 181L88 182H85L84 183V181H83V179H81L82 180V182H83V185H82V183H81V180H79L78 182H76V183H74L73 181H72V178L67 174V172L66 171H64V168L60 165V164H62V163H60V161L58 160V158H55L57 155H54L55 153L53 152V151H50L51 149H52V147L51 146H49L48 145V143H47V145H46V149H45V146H43ZM49 147V148H48ZM50 147H51V149H50ZM196 147V146H195ZM206 147V148H205ZM209 147H216L214 150H212V148H209ZM261 147V148H260ZM176 148V149H175ZM204 150V151H202V149ZM205 148V149H204ZM257 148L259 149L258 151H257ZM49 149V150H48ZM120 149V150H121ZM125 149V150H124ZM201 149V150H200ZM206 149H211L210 150V152L208 151H205ZM231 149V150H232ZM261 149V150H262ZM46 150V151H45ZM53 150V149H52ZM185 150V151H186ZM199 150H200V152H199ZM218 150V151H219ZM260 150V151H261ZM175 151L177 152H181L180 154L181 155H179V153H178V157H180V156H182V152H184L183 154L185 155V156H187V154H189V153H192V154H190L189 155V157H185L184 155L182 156L184 159H182V157H180V158H176V156H177V154L175 153ZM199 152V154L197 153V152ZM202 151V152H201ZM232 151H234V150H232ZM236 151V150H235ZM46 152V153H45ZM51 152V153H50ZM122 152V151H121ZM40 153V154H41ZM54 153V154H53ZM124 153V152H123ZM173 153H175V155L176 156H173V157H175V158H173V157H171V154H173ZM201 153H202V156H201ZM204 153H206L205 155H204ZM216 153H218V152H213V156L214 157H216L215 155H216ZM260 153H262V154H260ZM47 154V155H46ZM196 154H198V155H196ZM211 154V153H210ZM209 154V155H210ZM140 155V156H141ZM174 155V154H173ZM204 155V156H203ZM206 155V156H207ZM208 155V156H209ZM190 156H193L194 158H196V161H197V163H196V161L193 159V157L191 158ZM47 157V158H46ZM138 157L136 156L135 157V161H134V166H135V168H136V166H137V168L139 167L138 166V163L136 162L137 160L138 161H143L142 160V157H140L139 159H138ZM157 159V160H155V158ZM210 158H212V155H210L209 156ZM213 157V158H214ZM241 157V156H240ZM136 158H137V160H136ZM169 158H172L173 160L174 159H177L176 161H175V163L173 164V162H172V159H169ZM199 158V162L201 163L200 165L201 166H199V163H198V159ZM205 158V157H204ZM203 158V159H204ZM206 158H208V157H206ZM205 158V159H206ZM216 158H218V156L216 157ZM216 158H214L215 160H217V161H215L214 159V161L215 162H218V159H216ZM47 161H46V160ZM141 159V160H140ZM171 160V161H169V160ZM187 159H189V161L187 160ZM204 159V160H205ZM248 160V162H247V160ZM203 160V161H204ZM207 160H209V159H206V161ZM245 160V161H244ZM249 160H250V162H249ZM44 161V162H43ZM58 161H59V163H58ZM150 161V162H149ZM186 161V162H185ZM255 161V163L256 162H259V165H260V163H262L260 166L259 165H252L251 166V163L252 164H254L253 162ZM46 162V163H45ZM191 162V163H190ZM193 162V163H192ZM209 161H207V163H208ZM245 162H247V163H250V166H248L249 164H247V163H245ZM44 163H45V165H44ZM135 163H137L136 165H135ZM140 163H142V162H140ZM139 163V164H140ZM186 163H190V167H195L194 166V164H198L197 165V167L196 168H194V170L196 171V170H198V167H199V169H200V167H201V169L200 170H203V168H202V166L204 167V171H206L205 173L207 174V172H209V174L210 175H208V177L206 176V174L205 175H203L204 173V171H202V174L200 175V173H198L199 172V170L198 171H196L197 173H198V177L197 176H195V175H197V173H195L194 172V170H192L191 168V171L189 170V168L187 169L185 166H187V164ZM224 162H222V164H223ZM228 163V162H227ZM243 163H245V165L243 164ZM143 165H144V161H143V163H142ZM203 164H205V163H203ZM230 164H234V165H236V166H232L234 169H232L231 170V166H228V165H230ZM247 164V165H246ZM257 164V163H256ZM16 165V164H15ZM18 165V164H17ZM142 165V167L144 168V166ZM242 165H244V166H242ZM173 166V167H172ZM175 166V167H174ZM188 166V167H189ZM225 166L227 167H231V168H229L230 169V171H228L226 168H225ZM248 166V167H247ZM259 166V167H258ZM15 167V166H14ZM17 168H18V170L16 169V168H14V169H16L17 171H15L16 173L20 170L19 169V166H16ZM20 167H22L21 165H20ZM60 167H62L63 168V171L61 170L62 168H60ZM123 167V166H122ZM142 167H139V168H142ZM184 167H185V169H184ZM220 169V170H218V168ZM248 168L247 169V171H246V173H245V169H243V168ZM256 167H258V168H260V169H258V168H256ZM47 168V169H46ZM138 168V169H139ZM154 168V169H155ZM175 168H176V170L178 169V172L175 170ZM147 169V168H146ZM170 169H174L175 170V172H177V174L176 173H174L173 174V172H174V170L173 171H171ZM184 169V170H183ZM187 169V170H186ZM209 169V170H210ZM216 169H217V172H216ZM258 169V170H257ZM263 169V168H262ZM122 170L125 172V168H120L119 170H118V172H117V175H118V180H119V184L121 183V181H120V178L122 177L123 178V175H122V173H120V172H122ZM139 170H142V169H139ZM148 170V169H147ZM145 171V169H144V175H142V176H146V172H147V175L148 174H151V169L149 170V172L148 171ZM256 170H257V172H256ZM186 171H189V172H187L186 173ZM14 172V173H15ZM123 172V173H124ZM142 172V171H141ZM191 172H193V174H194V176L198 179H200L201 177H202V175H203V177L206 179V180H202L203 179V177L200 179V181L202 180L203 182L204 181H206L207 182V180L209 181L208 183H209V185L206 183V185L208 186V187H205L204 186V183L201 185L200 183L201 182H199L197 179V181L195 180V177L194 178H191V177H193V175H191ZM201 172V171H200ZM216 172V174H214V173ZM1 173V172H0ZM5 173L6 172H3V173H1L0 174V203L1 204H7V206L8 207H19V204H18V201H19V199H17L16 197H18L16 194H18V192H19V190H22L21 189V186L23 187L24 185H25V182L24 183H21L22 181H24V179H25V177H24V179H23V177L20 175V173H21V171H20V173H19V177H18V179L19 178H21V180L22 181H20V179L18 180V179H14V178H16L14 175L16 174H14L13 173V170L10 172H7V173H10L11 174V177H10V174L9 175H5ZM23 173V174H22ZM21 174L24 176L25 174H24V172H22ZM49 175H48V174ZM119 173V174H118ZM152 173H153V170H152ZM183 173H186V177L187 178H189V176H190V180H192L193 181V183H191V181H189V184L191 183L192 185L191 186H185V187H187V188H185L183 185L186 183L185 182V180H184V182H182V181H179V180H181V179H183V178H181L180 179V177H184V176H182L183 175ZM14 174V175H13ZM182 174V175H181ZM244 174H248V175H246V177L244 176ZM17 175V174H16ZM173 175H176V176H173ZM188 175V176H187ZM200 175V176H199ZM215 175H217V177L215 176ZM257 176V178H256V176ZM14 176V177H13ZM149 177L150 176H154V175H148ZM148 176H146V177H148ZM247 176H248V178L250 179V181H252L251 182V184L250 185H247V183L249 184V179L247 178ZM48 177H50V178H48ZM164 177V178H163ZM174 177V178H173ZM214 177H216V178H214ZM246 179H245V178ZM47 178H48V180H47ZM186 178V179H187ZM221 178V179H220ZM244 178V180L246 181L245 182V186L246 187H244V185H243V183H244V180H242ZM255 178V179H254ZM92 179V180H91ZM179 179V180H178ZM222 179H224V180H222ZM247 179H248V182H247ZM253 179V180H252ZM29 180H31V179H29ZM33 180V179H32ZM122 180V179H121ZM175 180V181H174ZM178 180V182H176ZM188 180V179H187ZM90 181H92V182H90ZM94 181V182H93ZM218 181H223V182H221L222 184H224V181L226 182V184L225 185H227L228 183L232 186H234L235 187V189L233 190V193H232V195L230 194L231 193V190H229L228 188H226L227 186H225L224 188H226V190H224V192L226 191V193H224L223 192V190H222V188H223V186L221 185V183H219ZM259 181V180H258ZM260 181H263V179L262 180H260ZM240 182H243V183H240ZM255 182V183H254ZM96 183V184H95ZM252 183H253V185L255 184V186L253 187V189H252ZM263 184H264V182H262ZM22 184H24V185H22ZM159 184H161V182L159 183ZM171 183H169L168 185H170ZM188 184V185H189ZM211 184V185H210ZM228 184V187L229 188H231L232 189V187L230 186ZM237 184L239 185V184H242L243 185V187H241V186H238V187H236L237 186ZM263 184H261L260 183V188H262L263 187ZM83 187H82V186ZM167 185V186H168ZM187 185V184H186ZM80 186H81V188L82 189H80ZM159 186V185H158ZM157 186V187H158ZM160 186V187H161ZM177 186V187H176ZM183 186V187H182ZM203 186L206 188V190H207V188H208V191H205V188L203 189ZM210 186V187H209ZM248 186H249V188H248ZM165 187V186H164ZM169 187V186H168ZM222 187V188H221ZM241 187V188H240ZM24 188H25V186H24ZM96 190H95V189ZM98 188V190H99V187H97ZM161 188H163V187H161ZM170 188V187H169ZM223 188V189H224ZM238 189V191L237 192H234L235 190H237ZM256 188V189H255ZM26 189V188H25ZM94 189V190H93ZM164 189V188H163ZM166 189H168L167 187H166ZM203 189V190H202ZM211 189V190H210ZM255 189V190H254ZM97 190V191H98ZM199 190H200V192H199ZM209 190H210V192H211V196H217L216 197V200H214L213 201V199H215V197L213 196V198L212 197H210V198H212V201L214 202L213 204L214 205H212V203H207V200L208 201H210V202H212L211 201V199L207 196V197H204V195L206 196V195H209L210 196V192H209ZM206 192V193H209V194H206V193H204V192ZM228 191H229V193H228ZM21 192V191H20ZM19 192V193H20ZM192 192H193V194H192ZM195 192V193H194ZM196 192H199L198 194L196 193ZM223 192V193H222ZM264 192V191H263ZM97 193V192H96ZM202 193V194H201ZM204 194V195H203ZM213 194V195H212ZM227 194V195H226ZM233 194H234V196H233ZM14 195H16L15 197H14ZM30 195V199H29V196ZM203 195V196H202ZM231 195V197H229V196ZM41 196H42V198H41ZM264 196V195H263ZM171 197V198H170ZM206 200V202H205V200L203 201L202 199L203 198ZM219 197V198H218ZM235 199H233V198ZM255 197H257V196H255ZM16 198V199H15ZM19 198V197H18ZM27 198V199H26ZM182 198H183V200H185V202L183 201H181L182 203H184V204H182L181 202L180 203H177V201H180V200H182ZM193 199V200H201L203 203L202 204H204L205 205V203L206 204H210L208 207L205 205L204 207H206V209H208V213H206L204 210H206V209H204L203 211H200V209L199 208H204V207H202L203 205H201V202H200V204H199V202H195L194 201V203H193V201L192 200H190V199ZM207 198V199H206ZM217 198H218V200H217ZM258 198V197H257ZM256 198V199H257ZM231 199V200H230ZM234 201H233V200ZM239 199V197L237 196V200ZM254 199V198H253ZM39 200V201H38ZM153 200V199H152ZM259 200V199H258ZM257 200V201H258ZM101 201V202H100ZM190 201H192V202H190V204H189V202ZM229 201L231 202V203H229ZM236 201V202H235ZM255 201V200H254ZM257 201H255V206L254 207H256V205H258L259 204V201H258V203H257ZM192 203V204H191ZM197 204L198 205V207H195V206H193V204ZM226 203V204H225ZM18 204V205H17ZM195 204V205H196ZM253 204H254V202H253ZM196 205V206H197ZM219 206V205H218ZM259 206V205H258ZM260 206H261V203H260ZM10 207V208H11ZM107 207V208H106ZM216 208H217V206H215ZM213 208V209H212ZM175 211H174V210ZM178 209V210H177ZM199 209V210H198ZM218 209V208H217ZM216 209V211H218ZM23 211V212H22ZM114 211V210H113ZM200 212L202 213V215L200 214ZM181 213V214H180ZM205 214V215H204ZM118 217H117V216ZM204 215V216H203ZM202 216H203V218H202ZM205 217V218H204ZM171 218V219H170ZM176 218H178V217H176ZM175 218V219H176ZM204 219V220H203ZM208 219L210 220V221H208ZM251 219H253L252 217L250 218V222H251ZM125 224H124V223ZM240 224H242L241 226H243V222H240L239 223V225ZM150 227H152L151 225H149ZM240 226V227H241ZM262 226V227H261ZM261 226H259L260 228L259 229H257V226H255V229H253V230H251L253 233V235H257V234H259V235H257V239L256 238H254V242H252L253 240V238H251V234H249L251 231H250V229H249V231L246 229V231H245V234H244V236H245V238H244V236H242V238H244V240H248L247 242L246 241H243V239L242 238H240V240H242V243H241V241L237 244L238 246L239 245H241L240 247H241V250L240 249H236L237 248V246H236V248H235V245L233 246V247H231L232 249H233V251L236 249L237 250V252L236 251H234L233 252V255L234 254H236L237 253V255L239 256H233L232 254H229L228 255V253L227 254H225V255H227L228 257H231L232 258V256H233V261H231V259L230 258H228L227 256V258L225 257H223L224 256V253H222L221 255H220V252H218L217 250V254H218V256H219V258L217 257V258H214V254H213V251H212V253H210L209 251H208V253H206V255L204 254V256L202 255V257L200 256V259H199V262H198V264H200L202 261V263L203 264H236V262H238L239 261V259L241 258L240 256L241 255H239V253H240V251H243V250H247L246 252H247V254L251 251L252 253L254 252V257L253 256H251L250 258L252 259V257H253V259L251 260L250 258H249V254L247 255L248 257L247 258H245L244 260H243V258L245 257H243L242 259H240V261L242 262L241 264H259V263H256L257 262V260H259L258 262H261L260 260H262V257H263V259H264V251H262L263 249H264V224L263 225H261ZM77 227H80V229L79 228H77ZM150 227H148L150 230H151V228ZM152 227V228H153ZM69 228H77V229H79V230H81V232H83L84 231V234L82 235V236H78L79 234L81 235V232L79 233V234H75L74 233V231L72 230L71 232L69 231L68 232V229ZM82 228V229H81ZM244 229V228H243ZM75 230V229H74ZM152 231V232H153ZM254 231H259L258 233H255ZM153 233V234H154ZM181 234L179 235V236H181ZM66 235V236H65ZM155 235V234H154ZM243 235V234H242ZM250 236V237H248V236ZM163 236H165V237H163ZM85 239H83V238ZM222 237H226V236H224V235H222ZM163 238H165V239H163ZM174 238V239H173ZM229 238V237H228ZM251 238V239H250ZM76 239V240H75ZM78 239V240H77ZM82 239H83V242H82ZM168 239H170V240H168ZM67 240H68V242H67ZM183 240V241H184ZM252 240V241H251ZM222 241L223 242H225L226 241V244H227V241H228V244H229V239H227V238H225V239H223L222 238ZM75 242V243H74ZM137 244H135V243ZM187 242V243H188ZM214 242V241H213ZM244 242H246L245 244H243ZM73 243V244H72ZM192 243H191V245H192ZM196 244V246L198 245L199 246V244ZM202 243V242H201ZM148 245H150L149 243H147ZM230 244H231V246H232V242L230 241ZM230 244H229V246H230ZM136 245V246H135ZM187 245H190V244H187ZM243 245H244V248L242 249V247H243ZM245 245H246V247H245ZM152 246V245H151ZM151 246H149V247H151ZM192 246H194V245H192ZM263 247V248H259V247ZM154 248V247H153ZM152 247H151V249H153ZM239 248V247H238ZM246 248H248V249H246ZM258 248H259V251L260 252H262V254L260 255L261 256V258H260V256L259 255H257V256H259V258L257 259V256H256V254L258 253L259 254V252H257L258 251ZM257 251H256V250ZM244 251V252H245ZM214 252H215V250H214ZM236 252V253H235ZM239 252V253H238ZM245 252V253H246ZM210 253V254H209ZM215 253V254H216ZM251 253V254H252ZM131 254V255H130ZM134 254V255H133ZM208 254L210 255V256H212L211 254H213V256L210 258V256L208 257ZM217 254H216V256H217ZM243 254V253H242ZM139 255V254H138ZM83 256H85V255H80V257L82 258ZM128 256V257H127ZM129 256H131L132 258H129ZM135 256V257H134ZM206 256V258H208L209 259V261H208V259H205L204 257ZM98 257V258H97ZM134 257V258H133ZM239 259H238V258ZM126 258H125V260H126ZM189 258H194L193 256H189L188 257V259H186V261H189V263H186V264H190V263H192L193 262V264H194V262H196L197 263V259H193L191 262H190V260H189ZM237 258V259H236ZM201 259H204L205 260V262L207 261V263H205L204 262V260H202L201 261ZM237 261H236V260ZM184 260H185V258H184ZM184 260H182L183 261V263L185 264V261ZM251 260V261H250ZM256 260V261H255ZM239 261V262H240ZM254 261H255V263H254ZM263 262H264V260H263ZM111 263V264H112ZM182 263V264H183ZM195 263V264H196ZM262 263V262H261ZM239 264V263H238ZM264 264V263H263Z\"/></svg>",
  "mask_w": 264,
  "mask_h": 264
}]
</instances>
